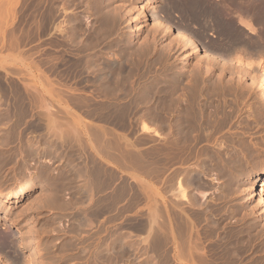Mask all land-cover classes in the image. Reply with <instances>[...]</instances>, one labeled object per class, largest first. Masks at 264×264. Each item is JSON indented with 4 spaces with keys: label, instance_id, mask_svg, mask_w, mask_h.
Returning <instances> with one entry per match:
<instances>
[{
    "label": "rangeland",
    "instance_id": "obj_1",
    "mask_svg": "<svg viewBox=\"0 0 264 264\" xmlns=\"http://www.w3.org/2000/svg\"><path fill=\"white\" fill-rule=\"evenodd\" d=\"M39 1H41V0H0V58L1 59H3L4 58V60H7V58L8 57H12V56H15V54H17V53H19V52H21L20 54V57L22 56V58H25L24 59V63H22V66H17L18 67V69L17 70H19V71H22L23 73L21 74V72H19V73H17V72H14V73H12L14 70H16V69H14V68H17V67H13V66H9V65H5V67L6 66H9V67H12V68H9V67H6L7 68V71L8 72H6L5 71V69L6 68H4V69H2L3 67H2V65H0V74H4L3 76H5L6 74H8V76L6 75L5 76V78H8L9 79V81H11L10 79H13V80H16L15 79V76L17 75L18 76V74H19V76L18 77H21L20 75H22V77H23V79L25 80V79H27L26 81H25V83H27V81L29 82H34V75L35 76H40V73L36 70L37 69V67H39L40 69H41V63H43L44 61H46V62H44L43 63V65H45V67H47L48 65H50V67H51V64L53 63V67H52V70L51 69H49V66H48V68H46L45 69V67H43V65H42V68L43 69H41V70H43V71H48L47 73H46V71H45V73H46V75L47 74H50V76L51 77H53V75H54V77L56 78H53V79H50V76L49 75H47V77H48V79L52 82V84H54V83H56V84H54V86L52 87V91L53 90H55V87H56V85H57V87L59 86V85H61V87L63 86V83L65 84V86H63L62 88L60 87V89H58L57 87V89L59 90H57V92L59 93V95H57L56 94V92L54 91L53 93H54V98H53V96L51 95H47V94H45V93H43V95H42V97H43V99H42V97H41V100H39V102L41 103V104H43L44 102H47V101H49V102H47V103H50V101H51V103L49 104V105H51L52 107H53V109L55 108L56 110H57V113H56V115H58L60 112L63 114H61L60 113V117H62L61 119L63 120L64 118L66 119V122H67V118H68V123L66 124V122L63 120V122H65V123H61L60 121H62V120H60V117H57V119L59 120V122L64 126L65 124V129H68V127H69V129L71 130V129H76L77 128V126L76 125H78L79 123L77 122V121H74V120H72V118L73 119H75V118H77V117H79V120H80V122L84 125V123H85V125H86V123L87 122H89V126H90V124H91V127H92V124H93V127H95L96 129H94V132H96V130H97V128L99 127L98 125H103V127H104V129H106V133L108 134L109 132H111L110 134H108V136H107V134H106V138H105V136L103 137V143H102V146H103V148H102V146H100V141L98 140V138H96L95 136H97V133H94V132H92V130H93V127L91 128V130L89 129V132L92 134V137H89V136H91V134L89 133H87L86 134V130L88 131V129L87 128H89L87 125H86V127H85V125H84V127H83V129H81L82 127L81 126H79L78 125V128L79 129H76V130H82V132L84 133H82L81 134V130L79 131V132H76V134L77 133H80V134H77L79 137H83L82 139H80L79 137H77V135H76V137H72V136H65L64 137V141H65V139L68 141H66V142H64L63 143V141H59L58 142V140L60 139V136H58V139H57V137H55V135H56V133L54 132V133H52V134H49V133H51V132H48L47 130V117H45L46 115H45V112H44V110L42 109V108H40V109H38L37 111L39 112L38 114H39V116L37 115V119H36V121H35V124H37L36 125V129L34 128V122H33V124L30 122V121H32V120H30V118H28L27 119V123H29V125H27L26 124V128H25V131H27V132H24V136L22 137V139L24 138V137H26V138H24L23 140H24V142H25V140H26V142L27 143H31V142H33L34 140H36L39 144H38V156H37V158H36V161H37V163L36 164H30L31 162H32V157L30 156H26L27 157V159H26V161H27V165H28V172H26V174H25V176H24V179L25 180H22V182H23V188H22V191H24V192H26V190L27 189H30L31 190V194H29V196H27V197H25V198H23L22 197V194H20L19 192H17V196L16 195H14V197H12V196H9L8 197V195H9V193L11 192V190L14 188V187H16V185L18 184L17 183V181H19L18 179V177H17V175H16V170H17V168L15 167V164H14V162H11V164H10V162H6L5 163V160H6V157L8 158V156H11V155H13L12 153H14V155H19V151L17 150V149H19V145L20 144H18L19 142H17V141H14V140H12L11 138H10V134H7V126H5L6 124H5V120H0V122L1 121H3V124L2 123H0V196H1V198H2V202L0 201V243L3 245L4 244V242H7L6 240H9L10 241V246H6V247H4V245L3 246H1L0 247V249L2 250H0V252L1 253H3V258H4V260L7 262V264H16L17 262H19V264H20V262L22 263V264H36L37 263V261H39L41 258V260H42V264H53V261H54V264H57V262L55 263V256H59V253H64L65 255H66V259L67 260H65V264H74V263H76V264H89L90 263V261H92L93 259H92V255L94 254V253H97L99 250H101V249H103V248H106L108 251H110L109 253H111L112 255H115L116 256V264L118 263V264H135L136 263V259L138 258L139 260L140 259H143L144 257H145V255L146 254H151L152 255V252H148V253H144L143 252V249L147 246V244H144L143 245V243L144 242H140V241H142L144 238H142L143 236L145 237L146 236V230L145 229H142L141 228V224L142 223H140V222H143V223H146V221H147V216H148V198H147V195H146V193H144L145 191L143 190V188L140 186V183H138V181H137V179L135 180L133 177H135V175H137V176H140V178L141 177H143L142 179L145 181V179H146V182H150V183H153L155 186L157 185V187H159V189H160V191H161V193L162 194H165L164 196L166 197V198H164V200L163 201H161L160 199H159V201H161V203H160V205H164V207H162V209H161V216H164V218H163V220L164 221H170L169 219H172L171 221H175L174 223H176V221H178V215H177V213H175L176 211H175V209H172L171 210V207H172V203L173 202H170V201H172V199H171V195L170 194H168L169 192H168V189H167V183H168V173H169V169H171V168H176V167H178V166H182V171L183 170H185V169H192L193 167L195 168L196 166H195V164H196V161H193V160H184V161H182L181 163H180V161H177V162H173L172 164L170 163L169 164V162H168V164H166L167 163V160H166V156L165 155H163L164 153L161 151H159L160 153L158 154V156H157V158H158V171L157 172H155L156 170L154 169V167H153V162L152 161H154V159H155V155H154V149L155 148H159L160 149V147H163V145H165V140L163 139H158V140H153V138H151L150 137V139H148L149 138V135H148V138H147V134L146 133H141L140 131H138L139 130V127H136V126H138V122L136 121L135 122V120L133 119L132 120V118H133V116L130 118L129 117V115H128V110H129V108L127 109V107H132L131 109H135L136 111V113H135V115L134 116H136V115H138V114H140V113H138V112H143V109H144V112L146 111V113H142V114H144L145 116V118H146V120H148V121H150V119H151V116H150V114H151V112H152V110H151V108H154V106H156L157 104V108H158V110H159V112L161 113H163V111H165L166 109H167V107H166V105L167 104H169V102H170V100L168 101L167 99H169L170 98V95H169V92H167V90L168 91H171L170 92V94H171V97H172V95L174 94V96L173 97H175L176 96V93L178 92L179 93V90H177V89H179L178 88V86H180V87H182V89H183V87H185L184 86V82L185 81H183V80H181V76H184L183 74H184V71H183V69L180 67L181 65H179L180 64V58L182 57V55H183V53H184V49H185V47L183 46V45H181V44H179V42L177 43V41L175 42L174 41V39H173V37L172 36H174V33L173 32H170V33H168L167 35H166V33H164L165 34V36L166 37H164V34L162 33V32H160V33H162V36H161V34L158 32V31H156V33H153V31L151 32V34H149L150 33V29L151 30H154V27L153 26H151L152 24H153V20H151L150 18V20H141L140 21V19H138L137 18V13H135V12H137L135 9L138 7V9H139V7H140V9L141 10H143V8H144V6L146 5V4H148L149 2H148V0H108L107 2H106V15L104 14V16H103V19H102V22L104 23V24H102V22H98L96 19H94L96 16H94L93 17V15H96L95 13L94 14H92L93 12H95V9H92L91 7H92V4L94 3L93 2V0H78L79 1V3L77 2V0H59V2H58V0H57V2L56 3H54V5H55V7L56 8H58V10H57V14H55L56 16H55V20H54V16L51 14H48L47 13V17H48V15H49V17L48 18H50L51 16H52V18H50L49 20H51L52 22V25H50V21L48 20V25L49 26H51L50 28L52 29V30H50V28H48L46 25H45V22H44V19H45V11L47 10L48 11V7H46L47 9H45L44 7L48 4H46V2H47V0H44V1H46L45 3L43 2V6H40L39 4H40V2ZM62 1V2H61ZM68 3H67V2ZM71 1V2H70ZM76 1V2H75ZM81 1H83L82 2V4H81ZM159 1H161V2H158L157 3V9L159 8H161V5H162V2H163V4L165 3V0H159ZM65 2L67 3V4H65ZM90 2H92V4L90 3ZM30 3V4H29ZM38 4V6H36L37 4ZM59 3V4H58ZM71 3H73V4H75L76 6H77V4H78V6L76 7L75 5H71ZM86 3V4H85ZM88 3V4H87ZM109 3H111V4H109ZM57 4V5H56ZM63 4V5H62ZM71 5V8L72 9H74V10H72L69 6ZM59 5V6H58ZM87 5V6H86ZM90 5H91V7H90ZM109 5V6H108ZM113 5V6H112ZM125 5V6H124ZM159 5V6H158ZM58 6V7H57ZM65 6V8H63ZM66 6H68V7H66ZM80 6V7H79ZM135 7V8H133V10H132V7ZM137 6V7H136ZM38 7H40V8H38ZM43 7V8H42ZM84 7L86 8V9H84ZM109 7V9L110 10H112L113 9V11H114V13L112 12V11H110V10H108L107 8ZM111 7V8H110ZM113 7V8H112ZM114 7H116L115 9H114ZM117 7H118V9H117ZM123 7V8H122ZM62 8V9H61ZM78 8V9H77ZM119 8H120V10L121 11H123V12H121L120 10H119ZM122 8V9H121ZM130 8V9H129ZM39 11H38V10ZM41 9V10H40ZM76 9H77V12H76ZM116 9H117V11H116ZM125 10V12H124V10ZM127 9L128 10H130L129 11V15L127 14ZM137 9V10H138ZM139 9V10H140ZM158 9V10H159ZM45 10V11H44ZM62 10L63 11H66L65 13H63L62 12ZM69 10V11H68ZM71 10V11H70ZM85 10V11H84ZM88 10L90 11V12H88ZM92 10V11H91ZM94 10V11H93ZM135 10V11H134ZM42 11V12H41ZM46 11V12H47ZM132 11V12H131ZM161 11H162V9H161ZM44 12V13H43ZM88 12V13H87ZM107 12H109V13H107ZM116 12V13H115ZM39 13V14H38ZM41 13H43L42 15L43 16H41ZM75 13H76V15H75ZM110 13H111V15H110ZM115 14V15H113V14ZM121 13H122V15H121ZM123 13H125V15L123 14ZM176 12L174 11L173 13H172V17L175 19H177L178 18V16L176 17H174V15L173 14H175ZM64 14V15H63ZM69 14V15H68ZM82 16V18H80V16ZM92 14V16H90ZM107 14H109L110 15V17H109V19H111V17H112V15L116 18H118L119 16V18H118V21L117 20H115V18L114 17H112V20H109L108 19V16H107ZM118 14H120L119 16H118ZM89 17H88V16ZM124 15V16H123ZM127 15V16H126ZM176 15V14H175ZM43 18V21H41V17ZM66 16H67V18H66ZM68 16H70L71 18H76L77 20H79L80 21V19H81V22L79 23V25H76L74 28H70V26H69V24H68V21L66 20V19H68ZM76 16V17H75ZM121 16H122V20L121 21H119L120 20V18H121ZM131 17L133 20H131L132 21V23H133V25L135 26L136 25V28L138 29H136L137 30V32H138V36H137V39H136V43L134 44V49H132V50H134V51H130V52H126V53H129L128 54V56L126 57L125 55H127L126 53L124 54V56H123V58L121 57V60L119 59V58H117V57H106L105 59H96L95 58V56H92L91 54H90V51H89V54L87 55V57H86V60H85V57H83L84 59H82V61H81V57L79 56V55H77V52H75V50H72L73 48H71V50H70V48L69 47H65V46H63V45H60L59 43L57 44V43H54V44H52L51 42L52 41H55V40H61V39H68V35L69 36H71V32H79L80 34H81V36H82V32L83 31H86V33L85 34H87V33H90V35H95V34H97V33H100V37L101 36H103V35H105V38L103 39V41H102V43L100 44V45H102V44H104V46H106L105 47V49L103 50L104 51V55L107 53L108 55H109V52L111 53L112 51H114L115 53H117L118 52V47H117V42H119L120 40H121V38H122V40L121 41H125V38L127 39L128 38V34H126V32H127V29H128V25H127V22L131 19V18H129V17ZM79 19H78V18ZM93 17V18H92ZM104 17H106V18H104ZM127 17H128V21H126L127 20ZM171 16H169V17H166V21L168 22V23H171V22H173V21H171V19H168V18H170ZM64 18V19H63ZM114 18V19H113ZM116 18V19H117ZM172 18V19H173ZM84 19H85V21H84ZM106 19H107V21L109 20V22H113L112 23V25H110V23H108L107 21H106ZM123 19H124V21H123ZM235 19V18H234ZM234 19H232L231 20V27L232 28H236V26H237V23H236V25H235V20ZM66 20V21H65ZM82 20H83V22H84V24L82 25L81 23H83L82 22ZM116 21V23H115V21ZM54 21V22H53ZM65 21V22H64ZM104 21H106V22H104ZM123 21V22H122ZM148 21V22H147ZM170 21V22H169ZM42 22V25H44V26H42V25H40L39 23H41ZM86 22V23H85ZM233 22V23H232ZM257 22V21H256ZM255 21H254V25H255V27H257L258 26V28H256V34H255V36H256V38H254V40H252L253 38L252 37H254V35L253 34H250L247 30H245V29H243V27H241L240 25H238L237 26V28L235 29L236 31H234V29H233V31L234 32H237V36H239L238 38L239 39H241V38H243L244 37V39H245V41H244V39L242 40H239L238 41V43L239 42H241V44L242 45H244V42H246L247 43V41H249L248 43H247V45L249 44V43H254V41L259 37V35L260 34H258L259 32L261 33V35H260V37L259 38H264V36H262V31H264V29H263V27H261V24H257ZM60 23V24H59ZM66 23H67V26H66ZM93 23V24H92ZM108 23V24H107ZM120 24V25H118V24ZM47 24V23H46ZM96 26H95V25ZM98 24V25H97ZM99 24H100V26H101V24H102V26H101V28L103 29V30H111L110 32L111 33H113L114 34V37H113V34H111V35H109L110 34V32L109 33H107V31H103L101 28H100V26H99ZM107 24V25H106ZM63 27H61V26ZM71 25V24H70ZM85 25V26H84ZM118 26V28L116 27V26ZM139 25V26H138ZM48 28H46V27ZM60 26V27H59ZM80 26L83 28L82 29V31H81V28H80ZM93 26V27H92ZM99 27V29H98V27ZM104 26H105V28L106 29H104ZM108 26V27H107ZM110 26H111V28H110ZM113 26H115V28H117V29H115V28H113ZM122 26V27H121ZM235 26V27H234ZM260 26V27H259ZM44 27V28H43ZM65 27V28H64ZM76 27H78V28H76ZM85 27L87 28V29H85ZM89 27H91L90 29H88ZM152 27H153V29H152ZM45 30H48L47 31V33L43 30V29ZM57 28H59V30L57 29ZM62 28V29H61ZM70 28V29H69ZM94 28H95V33H92L93 32V30H94ZM114 30H113V29ZM72 29H73V31H72ZM120 29V30H119ZM123 29V30H122ZM140 29V30H139ZM258 29V30H257ZM261 29V30H260ZM41 30H43V31H41ZM62 30V32H60ZM64 30V31H63ZM69 30H70V32H69ZM79 30V31H78ZM87 30H88V32H87ZM99 30H100V32H99ZM238 30H240L239 31V33H238ZM52 31V32H51ZM61 33V34H58L57 35V33H59V32ZM67 31V32H66ZM116 31H117V33H116ZM125 31V32H124ZM149 31V32H148ZM217 31V32H216ZM43 32H45V33H43ZM49 32H50V34H49ZM55 32H57V33H55ZM69 32V33H68ZM102 32V33H101ZM103 32H105V33H107L109 36H106L107 34H103ZM121 32H122V34H121ZM210 32V31H209ZM216 32V35L215 36H218V38H219V41H220V38H222V37H224V38H226V39H224V38H222V39H224L225 40V42L223 43V40H221V44H224L223 46H225L226 45V47H231L230 45H232V47L235 45V47L236 46H240L241 44L239 43H237V42H235L234 43V45L233 44H227V43H229V40H228V42H227V39H229V38H227L228 36H224L223 35V33H221V31H218V30H215L214 29V31H213V33H215ZM44 35H43V34ZM66 33V34H65ZM68 33V34H67ZM92 33V34H91ZM128 33V32H127ZM147 33V34H146ZM153 33V34H152ZM208 33V32H207ZM218 33H221L222 34V36H221V34H218ZM242 34V36L243 37H241L240 35ZM47 34H49V36H47ZM55 34V35H54ZM79 34V35H80ZM117 36H116V35ZM119 34V35H118ZM127 35V37L125 36V35ZM155 34V35H154ZM169 34H170V36H169ZM240 34V35H239ZM263 34H264V32H263ZM47 36V39H46V36ZM51 35H54V36H52L51 37ZM64 35H66V38H65V36ZM144 35H146V36H144ZM152 37H151V36ZM157 35H158V38H157ZM172 35V36H171ZM207 35V34H206ZM205 35V36H206ZM220 35V36H219ZM247 36V38H249L248 40H247V38H246V36ZM58 36H60V37H62V38H60V37H58ZM64 36V37H63ZM119 36V37H118ZM151 37V39L150 38H148V37ZM208 36V37H207ZM206 37H204V38H206V40L205 39H203V40H201V38H199L198 40L202 43V44H204V45H206V46H209L210 47V45H211V43H213V41H215V38H216V40L218 39L217 37H215V38H213L212 37V35H207ZM59 39H58V38ZM80 37V36H79ZM109 37V38H108ZM121 37V38H120ZM124 37V38H123ZM142 37H145V39H147L146 41H149V39H150V43H151V41L152 40H154V42L153 43H151V45H152V48H150V50L149 51H144V49L146 48L145 46H143V45H140V43H142V41H145V40H143V38ZM154 37V38H153ZM172 37V39H170ZM194 37H196V36H194ZM250 37H251V39H250ZM55 39V40H53V39ZM102 38V37H101ZM109 40H108V39ZM167 38V39H166ZM45 39V40H44ZM88 39H90V36H89V38ZM108 40V41H106V40ZM111 39H112V41H111ZM161 41H160V40ZM168 39H170V44H171V41H172V46H171V51L170 50H167V49H164L165 48V46H166V43L165 42H167L168 41ZM208 39V40H207ZM213 39V40H212ZM51 42H50V41ZM118 40V41H117ZM210 40V41H209ZM247 40V41H246ZM264 40V39H263ZM42 41H43V43H42ZM46 43H45V42ZM110 41V43L108 44V42ZM115 41V42H114ZM202 41H204V42H202ZM242 41H244V42H242ZM50 44H49V43ZM208 42H211V43H209L208 44ZM227 42V43H226ZM48 43V44H47ZM116 43V44H115ZM165 43V45H163V44ZM168 43V42H167ZM178 45H177V44ZM205 43H207V44H205ZM245 43V44H246ZM46 44H47V46L49 47V49L51 48V47H53V48H55V49H50V54H49V49L48 48H44V47H47L46 46ZM108 44V45H107ZM114 44V45H113ZM138 44V46L140 45L141 47H138V46H135V45H137ZM174 44H176L175 46L177 47L178 46V48H176L175 46H174ZM52 45V46H51ZM55 45H60L59 47L58 46H55ZM98 46V47H101V46ZM115 45H116V47H115ZM154 45V46H153ZM163 46V47H161V46ZM168 45V44H167ZM182 47H181V46ZM228 45V46H227ZM14 46V47H13ZM110 46V47H109ZM13 47V48H12ZM43 47V48H42ZM57 47V48H56ZM110 48V50H109V48ZM157 47H160V48H157ZM180 47V48H179ZM184 47V48H183ZM209 47H207V48H209ZM67 48H69L68 50H67ZM90 49L89 50H91V51H93L92 50V48L91 47H89ZM113 48V49H112ZM138 48L140 49H142V50H140L142 53H140V51L138 50ZM183 48V49H182ZM41 49H43V50H41ZM60 49V50H59ZM209 49H213V48H209ZM57 50V51H56ZM64 51V50H67V52L66 51H64V52H60V51ZM107 50L109 51V52H107ZM167 51V52H165V51ZM181 50V51H180ZM214 50V49H213ZM236 50V51H235ZM46 51H47V53L48 54H46ZM73 51H74V54H72V56H70L71 55V53H73ZM171 53H170V52ZM231 51H233V52H231ZM230 52H231V54L229 55V56H222V55H220V57L221 58H226V60H227V57H228V59H230V60H227V62L228 61H230V63H232L231 64V68H237V66H239L238 68L239 69H243V71H247L248 69L247 68H245L246 66H244V67H242L243 65L242 64H239V63H237L236 62V59H237V53L236 52H238V50L237 49H232ZM234 51H235V53H236V55H235V53H234ZM42 52H44L43 54H41ZM52 52H56V54L55 53H52ZM57 52H58V54H57ZM67 54H66V53ZM69 52V53H68ZM114 52H112V53H114ZM133 52H136V54L135 55H137V57H135L134 55H133ZM158 52V53H157ZM174 52V53H173ZM59 53H61V55L59 54ZM64 53V54H63ZM88 53V52H87ZM132 53V54H131ZM140 54V56H139V54ZM154 53L156 54V55H154ZM170 53V54H169ZM232 53H234L233 54V56H232ZM238 53H240V52H238ZM245 52H242L241 54H242V57L244 56V57H246V55H250L251 57H249V58H251V59H249L248 58V56L245 58V61L247 60L248 61V59H249V61L248 62H253L254 61V63H253V65L258 61V62H260L261 63V65H263L264 66V52L263 53H261L260 55H262L261 57H258V56H260V55H253V54H246V55H243ZM69 54V55H68ZM76 54V55H75ZM131 54V55H130ZM141 54L142 55H144V56H141ZM159 54V55H158ZM164 54V55H163ZM167 54V55H166ZM46 55V56H45ZM53 55H54V57H53ZM67 57H66V56ZM91 55V56H90ZM162 55V56H161ZM239 55V54H238ZM57 56V57H56ZM60 56H61V59H59L60 58ZM74 56H75V58H74ZM88 56H90L91 58H94V60H92L90 57H88ZM130 56H132V57H130ZM149 56V57H148ZM159 56V57H158ZM163 56H164V58H163ZM181 56V57H180ZM236 56V57H235ZM255 56H257V57H255ZM43 58V59H41V58ZM49 57H51V58H53V59H51V58H49ZM69 57V61H68V58ZM72 57V58H71ZM78 57V59H76ZM80 57V58H79ZM129 57V58H128ZM140 57V58H139ZM148 57V58H147ZM153 57V58H152ZM161 57V59H160V61H159V58ZM6 58V59H5ZM21 58V59H22ZM48 58L52 61V63L49 61L48 63H47V61H48ZM63 58V59H62ZM64 58L66 59V60H64ZM90 58V60L93 62V63H99V65H95V64H93L90 60H88ZM127 58H128V60H127ZM142 58V59H141ZM156 58H157V60H156ZM248 58V59H247ZM0 59V63L3 61V60H1ZM40 59H41V61H40ZM58 59H59V61H58ZM71 59V60H70ZM117 59V60H116ZM123 59H126V60H124V62H123ZM141 60V61H138V60ZM146 59V60H145ZM164 59V60H163ZM233 59V60H232ZM235 59V60H234ZM43 60V61H42ZM61 60V61H60ZM105 60V61H104ZM195 60V61H194ZM232 60V61H231ZM35 61V62H34ZM58 61V62H57ZM63 61H65V62H63ZM67 61V62H66ZM72 61H74V62H72ZM77 61V62H76ZM86 61V62H85ZM89 62V64H88V62ZM101 61V62H100ZM107 61V62H106ZM112 61H115V62H112ZM122 61V62H121ZM129 62V63H127V62ZM141 62V63H145V62H149V63H152V61H153V63L156 65V67L154 66V64H152V69H151V73L150 72H148V73H146V75L145 74H143V75H141L142 74V72H140V71H136V69L134 70V65H132V64H135V62L136 63H138V62ZM155 61V62H154ZM158 61V63H156ZM163 63H162V62ZM197 60L195 59V56L193 55V57L191 58V61H190V71H192V73H195L196 72V70H198V67H197V65L195 64V63H197L196 62ZM32 62V63H31ZM72 62V63H71ZM105 62V63H104ZM127 64H126V63ZM134 62V63H133ZM159 62H160V64H159ZM166 62V63H165ZM56 63H57V65H56ZM61 65H60V64ZM67 63V64H66ZM82 63V64H81ZM84 63H86V64H88V65H86V64H84ZM100 63H101V66L103 67L104 66V64H108L109 66H110V64H112L113 65V71L114 72H112V73H114L113 75L111 74V75H109V78H111V79H113V77L112 76H114V79H116V81L115 80H113L114 82H119L126 74H127V77L125 76V78H124V80H126L127 81V83L125 84L126 86H128L129 84V87L130 86H132V87H130L131 89H127V87H125V85L123 86V88L121 89V91H120V89H119V86H116L115 84L116 83H114V82H111V83H114V85H113V87H112V89H110V88H108L107 89V86H103V87H100V86H102L103 84H99V85H97L99 82H98V80H99V78H100V75H101V73H102V75L101 76H103V74L105 73V72H107V71H104V72H102L100 69H99V67H100ZM124 63L127 65V66H125L124 65ZM132 63V64H131ZM167 64V70H164L163 68H162V66H163V64ZM176 63V64H175ZM259 63V64H260ZM2 64V63H1ZM59 64V65H58ZM70 64V65H69ZM75 65L74 67H73V65ZM90 64H92V66L90 65ZM116 66H115V65ZM119 66H118V65ZM122 66H121V65ZM130 64V65H129ZM161 64H162V66H161ZM170 64V66L172 65V67H171V69H170V67H168V65ZM36 65H37V67H36ZM47 65V66H46ZM77 65H78V68H76L77 67ZM86 67H85V66ZM94 65H95V67L97 66L98 68H95L94 67ZM124 65V66H123ZM131 67V66H133V67H131V68H128L129 66ZM159 65V66H158ZM240 65H242L241 66V68H240ZM59 66H60V69H59ZM62 66H63V70H64V72H63V70H61L62 69ZM83 66V67H82ZM91 68H90V67ZM106 66V65H105ZM105 66L103 67V69L105 68ZM116 68H115V67ZM120 68V70H119V68ZM158 66V67H157ZM234 66V67H233ZM54 67H55V70H54ZM56 67H57V69H56ZM68 67V68H67ZM69 67H70V69H69ZM72 67V68H71ZM80 67H82V68H80ZM123 67V68H122ZM125 67V68H124ZM161 69H160V68ZM194 67H195V69H194ZM256 67V66H255ZM22 68V69H21ZM64 68H66V69H64ZM76 69V70H74V69ZM87 68L88 69H92V72L90 71V70H88L87 71ZM118 68V74H119V72L120 71H122L121 72V74H123L124 76H122L121 75V77H120V79H119V76L116 74V77H115V73H117V69ZM127 68V69H126ZM231 68H230V71L228 70H226V71H223L222 73H221V71L220 70H218V69H212V70H210L209 69V73H207V75H206V67L204 66V67H202L201 68V75L203 74H205V76H206V88H208V86H209V84L207 85V83H209L210 81H213L214 80V82H210V83H213V85H214V87H213V85H212V87H211V85L209 86L210 87V89H206V92H207V90H211V93H210V91H208L207 93L209 94H212V99H211V96H210V94H209V96H210V99L211 100H213V103H214V105L215 104H218L219 103V105H221V107H222V104H223V107L225 108V109H227L226 111H228V110H232V108L233 109H235V110H233V112H234V114H232V116L233 117H231L230 119H229V121H228V124H224V125H219L218 127H216V128H218L219 129V133H218V129H215V131L213 132V134L211 133L210 135H209V137L207 138V140H205V142H203V143H206L208 146H209V148H213V149H215V146L217 147V149H220V151H223L226 155L225 156H227L228 155V152H229V155L227 156V157H229L230 156V160L231 161H233L234 159H235V161H233L234 163H237V161L239 160H241V154L242 153H244V151L246 152V150L248 149V151L246 152V157L242 160V161H240V165L239 166H237L238 167V170H236V169H233V168H231L232 170H230V171H232V172H229V176H226V177H221L219 174H218V172L216 173L212 168L210 169L209 168V170H208V168H204V170H203V168L201 169V170H199L200 168H198V171L200 172V181H199V183H197V184H190V183H188V184H190V185H187V188H190V189H188L189 191H193V189H195V191L196 192H194V194L195 195H199V194H201V195H199V197H197V199H198V201L196 202L195 201V199H193V198H191V200L190 201H188V203H186V201H183V203L182 202H180V203H182L181 205H179V207L180 208H183L182 210H184L185 208V211H180L179 209H178V211H179V214L182 216L183 214H184V216H186L185 217V220H184V217H182L183 219V221H185V223H190L189 225H191L192 226V228H191V226H189L188 224H187V226H188V228L190 227V230L188 229V231H186V234H187V236H189V238H190V236L191 237H193V238H190V241H192L191 239H193V241L192 242H196V244L197 245H199L198 246V250L200 251H197V253L199 254H202V258L201 257H199L200 256V254H199V256H198V254H196L198 257H196V258H194L196 255H195V253L193 254L192 252V254L189 252L188 253V255H187V259L185 260V261H188L190 258V256L191 255H193V256H191V261H188V262H185V264H188L189 262H190V264L192 263V264H195V263H197V261H198V259L199 258H201V259H199V262L197 263V264H199L200 263V260H201V263L200 264H202V263H206V264H211L212 263V261H214L212 264H264V209H262V208H260V207H257V206H255V202L253 201V200H251L250 201V198H249V194L252 192V190L254 189V187L256 186V185H259V184H261V183H264V179H258L257 181H255V179H254V176L255 175H257V174H259V176L262 174V173H264V99H261L260 98V96H259V91H258V89H256V88H254V87H252V86H250V85H248V82L246 81V79H244L245 77H242L241 79L240 78H238L237 77V75H235V72H234V70L232 69L231 70ZM236 69V70H239V69ZM45 69V70H44ZM69 69V70H68ZM85 69H86V71H85ZM97 69V70H96ZM98 69L100 70L98 73H96L97 71H98ZM154 69V70H153ZM160 69V70H159ZM182 69V70H181ZM247 69V70H246ZM256 69L258 70V68L256 67ZM13 70V71H12ZM16 70V71H17ZM61 71V72H58V71ZM67 70V71H66ZM72 70H74V71H72ZM80 70V71H79ZM83 70V72L84 73H86V74H84V76H83V72H81ZM95 72H94V71ZM115 70H116V72H115ZM127 70V72H124V71H126ZM153 70V71H152ZM161 70H162V72H161ZM169 70H170V72H169ZM203 70V71H202ZM204 70H205V72H204ZM6 73H4V72ZM54 71V72H53ZM68 71H70V72H68ZM79 71V72H78ZM155 71V72H154ZM160 71V72H159ZM172 71V72H171ZM175 71H176V73H178V74H175ZM220 71V72H219ZM233 73H232V72ZM248 71H250V69L248 70ZM9 72H11L13 75H10V73ZM74 72V73H73ZM78 72V73H77ZM91 72V73H90ZM159 72V73H158ZM186 72V71H185ZM16 73V74H15ZM77 75H76V74ZM79 73H82L81 75H79ZM88 73H90V74H88ZM94 73V74H93ZM125 73V74H124ZM161 73H163V74H161ZM167 74L166 76H165V74ZM171 73H172V75H171ZM221 73V74H220ZM223 73H225V74H223ZM232 73V74H231ZM62 74V75H61ZM64 74V75H63ZM72 74V75H71ZM95 74H97L96 76H95ZM148 74V75H147ZM168 74H169V77H170V75H171V77H173V76H175V75H177L178 77H179V81L175 84V85H171V87H168V86H170V84L169 83H164L163 81L167 78V80H170L171 79V77L170 78H168ZM213 74V75H212ZM220 74V75H219ZM32 75V76H31ZM74 75V76H73ZM90 75H92L91 77H89ZM120 75V74H119ZM129 75V76H128ZM142 77H141V76ZM146 77H145V76ZM202 75V76H203ZM16 76V77H17ZM27 76V77H26ZM41 76L43 77V75L41 74ZM63 78H62V77ZM78 76H80V77H78ZM83 78H82V77ZM99 76V77H98ZM104 76H106L105 74H104ZM135 76V77H134ZM152 76V77H151ZM158 76V77H157ZM163 76V77H162ZM204 76V77H205ZM213 76V77H212ZM219 76V77H218ZM235 76V77H234ZM26 77V78H25ZM29 77H33V80L31 79V78H29ZM42 77H39L43 82H45V83H47L48 84V82H47V80L45 79L44 80V78H42ZM61 77V78H60ZM75 77H76V80H75ZM86 77H87V79L89 80H87L86 79ZM93 77H98V80L97 79H95V78H93ZM118 77V78H117ZM131 77V78H130ZM141 77V78H140ZM148 77V78H147ZM155 77V78H154ZM161 77V78H160ZM165 77V78H164ZM210 77V78H209ZM220 77H222V78H220ZM38 78V79H39ZM58 78V79H57ZM90 78V79H89ZM107 78V77H106ZM131 80H130V79ZM134 78V79H133ZM142 78H144V79H142ZM149 78H150V80H149ZM151 78H153L152 80H151ZM157 78V79H156ZM207 78H208V80H207ZM220 78V79H219ZM233 78V79H232ZM79 79H80V81H81V79H82V81H81V83H80V81H79ZM142 79V80H141ZM212 79V80H211ZM12 80V81H13ZM40 80V81H41ZM54 80V81H53ZM55 80H57V82H58V84H57V82L55 81ZM62 80V81H61ZM86 80V81H85ZM97 80V81H96ZM131 82H130V81ZM132 80H133V82H132ZM136 80L138 81V83L136 82ZM140 80V81H139ZM160 80V81H159ZM163 80V81H162ZM235 80V81H234ZM94 81V83H91V82H93ZM142 81H144V82H142ZM222 81V82H221ZM233 81V82H232ZM8 81H6L5 82V84L6 85H8V83H7ZM61 82V83H60ZM155 82V83H154ZM159 82V83H158ZM163 82V83H162ZM60 83V84H59ZM84 83V84H83ZM94 84V85H91V84ZM137 83V84H136ZM145 83H148V85H145ZM158 83V84H157ZM216 85H215V84ZM224 83V84H223ZM24 84V83H23ZM22 84V85H23ZM87 84V85H86ZM92 86V88H91V86ZM136 84V86L135 87H133L134 85ZM139 84H141V85H139ZM152 84V85H151ZM154 84V85H153ZM165 84V85H164ZM95 85H97L98 87H96ZM151 85V86H150ZM161 86V88L159 87V86ZM218 85V86H217ZM231 85V86H230ZM10 86V85H9ZM116 86V87H115ZM145 86H146V88H145ZM150 86V87H149ZM24 87V86H23ZM65 87V88H64ZM69 87H71V88H69ZM110 87V86H109ZM117 87H118V91L116 90L117 89ZM156 87V88H155ZM164 87V88H163ZM176 89H175V88ZM40 88H41V86H40ZM68 88V89H67ZM76 91V93L73 91V89ZM78 90H77V89ZM94 88V89H93ZM98 88V89H97ZM103 89V88H106L105 89V91H104V89L100 92V91H98L99 89ZM136 89V91H135V89ZM153 88V90H155L154 92H159V90H160V95H161V93H162V95L161 96H154L155 97V99H154V97H152V95H151V92L153 93V91L151 90ZM155 88V89H154ZM167 88H170V89H167ZM171 88H172V90H171ZM173 88L176 90V91H174L173 90ZM212 88H215V89H213V91L214 90H216V91H212ZM63 91H62V90ZM70 89V90H69ZM72 89V90H71ZM89 89V90H88ZM90 89H91V92H90V94H89V91H90ZM116 91H115V90ZM124 89H127V91H126V93L124 94V92H125V90ZM138 89V90H137ZM143 89H146L145 91L148 93H146V94H143ZM159 89V90H158ZM161 89H164L163 91H161ZM182 89H180V90H182ZM65 90H67V91H65ZM93 90V91H92ZM110 90L111 91H114V94L111 92V96L112 97H114V98H116V99H112V97L110 98ZM124 90V91H123ZM148 90V91H147ZM166 90V91H165ZM205 90V89H204ZM220 90V91H219ZM62 91V92H61ZM74 93H73V92ZM77 91H80V93L79 94H77L78 92ZM82 91V92H81ZM98 91V92H97ZM131 91H132V93H131ZM133 91L135 92V94L136 93H138V94H133ZM151 91V92H150ZM165 91V92H164ZM174 91V92H173ZM219 91V92H218ZM224 91V92H223ZM65 92H67V94L65 93ZM69 92V93H68ZM95 92V93H94ZM100 92V93H99ZM104 92V93H103ZM176 92V93H175ZM180 92H182V91H180ZM217 92H218V95H216L217 94ZM222 94H221V93ZM64 93V94H63ZM72 93V94H71ZM82 93H85L84 95L82 94ZM99 93V94H98ZM103 93V94H102ZM124 94V95H122L121 97L119 96V95H115V94ZM128 93H131V94H129L128 96H127V94ZM141 93H142V95H141ZM165 93V94H164ZM215 95H214V94ZM82 94V95H81ZM87 94V95H86ZM89 94V95H88ZM95 94L97 95L96 97L98 98V99H96V97H94L95 96ZM104 94H106V96H107V99H106V96L104 95ZM164 94V95H163ZM220 94V95H219ZM60 95L62 96V97H60ZM63 95L65 96V98H63ZM73 95V96H72ZM77 95H80V96H77ZM86 95V96H85ZM91 95V96H90ZM93 95V96H92ZM99 95H102V96H99ZM116 97H115V96ZM126 95V96H125ZM132 95V96H131ZM135 95V96H134ZM138 95V96H137ZM140 95H141V97H140ZM143 95H144V97H146V99H148L147 101H148V104L146 105V103H147V101H146V99L143 97ZM146 95V96H145ZM149 95V97H147ZM169 96V97H167V96ZM224 95V96H223ZM228 97H227V96ZM58 96H59V98H61V99H59V100H64V101H58ZM103 96H105V98L103 97ZM134 96V97H133ZM137 96V97H136ZM213 96H215V97H213ZM217 96V97H216ZM52 97V98H51ZM55 97H56V99H55ZM74 97H78V99L80 98V99H82L83 97L85 98V100H83L82 99V102H81V100H79V102H80V104H79V102L77 101V98H74ZM88 97V98H87ZM90 97H92V98H90ZM108 97H109V99H108ZM118 97V98H117ZM126 97H128L129 98V100H128V98H126ZM136 97V98H135ZM157 97V98H156ZM159 97V98H158ZM166 97H167V99H166ZM224 97V98H223ZM88 100H87V99ZM96 100H95V99ZM102 98H104V99H102ZM120 98V99H119ZM122 98V99H121ZM126 98V99H125ZM138 98H141V99H138ZM142 98H143V100H142ZM150 98H153V99H150ZM214 98V99H213ZM216 98V99H215ZM219 98V99H218ZM221 98V99H220ZM226 98V99H225ZM89 99H90V101H89ZM93 99V100H92ZM99 99H100V101H99ZM102 99V100H101ZM107 101H106V100ZM111 99V100H110ZM118 99V100H117ZM135 101H134V100ZM137 99L139 100V101H137ZM157 99H159L158 100V103H157ZM161 99H162V101H161ZM209 99V100H210ZM228 99V100H227ZM231 99V100H230ZM44 102H43V101ZM55 100V101H54ZM56 100H57V102H56ZM70 100V101H69ZM76 102H75V101ZM87 100V101H86ZM101 102V104L102 105H100L99 104V102ZM110 102H109V101ZM114 100H116V101H114ZM122 100H123V102H122ZM125 100V101H124ZM144 101L145 102V105L146 106H144V102H142V101ZM150 100H152V101H150ZM164 100V101H163ZM165 100H167L168 101V103H164V102H167V101H165ZM219 100V102H217ZM224 100H226V101H224ZM69 101V102H68ZM86 101V102H85ZM105 101V102H104ZM111 101H114V103H116V106L114 105V103L113 102H111ZM118 101V102H117ZM150 101V102H149ZM161 101V102H160ZM224 101V102H223ZM229 101H231V102H229ZM234 103H233V102ZM39 102H37V105H39L40 103ZM59 102V103H58ZM66 102H68V103H66ZM78 102V103H77ZM87 102H88V104H87ZM95 102V103H94ZM124 102H126V104H124ZM129 104H128V103ZM133 102V103H132ZM139 102V103H138ZM83 105H82V104ZM90 103V104H89ZM105 103V104H104ZM111 103V104H110ZM113 103V104H112ZM119 103L120 104H122L123 103V105H121V107L123 106V108H121L120 107V105H119ZM136 103H138L139 105H140V103H142L140 106H141V108L139 107V106H137L138 104H135ZM161 103V104H160ZM162 103H164V105L162 104ZM225 103V104H224ZM233 103V105H231V104ZM40 104V105H41ZM69 104V105H68ZM94 104V105H93ZM111 106H110V105ZM117 104L119 105V106H117ZM133 104L135 105V106H137V107H134L133 108ZM39 105V106H40ZM45 104H43L42 106H44ZM64 106V108L65 109H67V111L69 110L70 112H71V110H72V113H70L69 111L68 112H65L66 110L63 108V106ZM66 105V106H65ZM89 105V106H88ZM105 105V106H104ZM107 105L108 106H110V107H107ZM126 105H128V106H126ZM132 105V106H131ZM154 105V106H153ZM159 105H163L164 106V108H162V107H160L159 108ZM227 105H229L230 106V109H228V108H226V107H228ZM41 106V107H42ZM98 106V107H97ZM100 106V107H99ZM114 106L116 107V108H118L117 110H115L116 108H114ZM168 106V105H167ZM89 107V108H88ZM126 107V108H125ZM139 107V108H138ZM142 107H143V109H142ZM148 107V108H147ZM232 107V108H231ZM63 108V109H62ZM106 108V109H105ZM109 108V109H108ZM110 108H111V111L113 112L114 111V113H111V111H109L110 110ZM124 108H125V110H124ZM163 110H162V109ZM105 109V110H104ZM148 109H150L149 111H148ZM161 109V110H160ZM165 109V110H164ZM55 110V111H56ZM127 110V111H126ZM140 110V111H139ZM58 111H59V113H58ZM63 111V112H62ZM99 111V112H98ZM120 112V113H118V112ZM106 112V113H105ZM107 112H109V114L107 113ZM124 112V113H123ZM232 112V113H233ZM65 113H66V115H68L69 116V114L68 113H70V114H73L72 115V118L70 119L71 120V122H69L70 120H69V117H71V115L68 117L67 116V118H66V115H65ZM115 113H117V116H116V119H115V117H113V116H110V114L111 115H114L115 116ZM122 113V114H121ZM126 113V114H125ZM147 113H149V115L147 114ZM107 114V115H106ZM125 114V116H124V118H123V115ZM76 115H78V116H76ZM80 115V116H79ZM121 115H122V117H121ZM148 115V116H147ZM65 116V117H64ZM73 116H76L75 118L73 117ZM81 116H82V118H81ZM108 116V117H107ZM147 116V117H146ZM42 117V118H41ZM118 117L120 118L121 117V119H118ZM104 118V119H103ZM108 118H110L109 120H108ZM123 118V119H122ZM46 119V120H45ZM103 119V120H102ZM114 119V120H113ZM127 119H129L128 121H129V124H130V126H129V124H128V122H127ZM76 120H78V118L76 119ZM121 120H122V122H121ZM85 121V122H84ZM117 121V122H116ZM120 121V122H119ZM124 121V122H123ZM130 121H131V123H130ZM37 122V123H36ZM46 122V123H45ZM72 122H77V123H72ZM108 122V123H107ZM114 122L116 123V124H114ZM134 122V123H133ZM71 125H70V124ZM111 123V124H110ZM136 123V124H135ZM31 124L33 125L32 127H31ZM61 124H59V125H61ZM68 124H69V126H68ZM88 124V123H87ZM97 124V125H96ZM106 124V125H105ZM58 125V126H59ZM75 125V126H74ZM95 125V126H94ZM109 126V128H111L112 129V131H114L113 129H117L116 130V132H115V134L114 133H112V131H111V129H109L108 128V126ZM121 125V126H120ZM123 125H124V127L126 126L127 128H132L131 130H133V132L134 133H132L131 132V130H129V129H127L126 127L123 129ZM71 126H74V127H71ZM97 126V127H96ZM133 126V127H132ZM224 126V127H223ZM37 127H38V129H37ZM76 127V128H75ZM107 127V128H106ZM135 127L136 128H138L137 130L135 129ZM221 127V128H220ZM27 128H28V130H30V131H28L27 130ZM58 128H62L61 126L60 127H58ZM36 130L35 132H33L34 130ZM63 129V128H62ZM86 129V130H85ZM110 130V131H108V130ZM121 129V131H119ZM125 129H127V130H125ZM220 129H221V131H220ZM31 130H32V132H31ZM70 130H69V132H70ZM125 130V131H124ZM65 131H67V130H65ZM73 130H71V132H72ZM85 131V132H84ZM135 131H136V133H135ZM47 132H48V134H47ZM53 132V131H52ZM71 132H70V135H75L73 132H72V134H71ZM117 132H122V133H125V134H127V135H129L128 137L130 138V139H132L133 140V144L136 146V145H138V147L136 146V147H134V149L133 148H130L131 150H135L136 152H137V150L138 151H141V152H139V154H138V152H137V154L140 156L141 155V157L142 158H138L139 156L138 155H134L133 156V153H132V156H133V158L131 157V154H130V156L128 155L129 154V152L131 151L130 149H128V150H124V148L123 149H119V148H117V147H120V144L121 145H123L122 143V141H121V143H118L119 141H117L116 140V138H115V136H116V134H117ZM143 134L142 136H141V134ZM33 133H34V135H33ZM35 133H37V134H35ZM133 135H132V134ZM139 133V134H138ZM32 134V135H31ZM55 134V135H54ZM95 134V135H94ZM135 134V135H134ZM216 136H215V135ZM26 135V136H25ZM59 135V134H58ZM93 135H94V137H93ZM110 135V136H109ZM126 135V136H127ZM139 135V136H138ZM35 136V137H34ZM53 136V137H52ZM134 136V137H133ZM33 137V138H32ZM55 137V138H54ZM69 137V138H68ZM70 137H72V138H70ZM107 137H109V138H107ZM111 137H113V138H111ZM133 137V138H132ZM135 137H137V138H140V139H136ZM143 137H144V139H143ZM212 137L214 138V139H212ZM219 137V139H217ZM35 138V139H34ZM37 138V139H36ZM75 139V140H72V139ZM91 138V139H90ZM115 138V139H114ZM72 141H76V139L77 140H80V143L81 142H83V141H81V140H85L84 141V143L85 144H87V146L84 144V143H81V145H83V146H85L84 148H86L85 150H83L84 148H83V146L81 147V145L79 144V142L77 141V143L75 142H71V140ZM87 139V140H86ZM90 139V140H89ZM94 139V140H93ZM95 139H97V141L96 142H94L95 144L97 143V147H99L100 149V152H98L96 149L94 150V148L92 149V144H90V141H91V143H93V141H95ZM109 139H111V141H112V139H113V141L114 140H116V141H114V143L112 142H109L110 140ZM138 141V142H136V140ZM142 139V140H141ZM146 139V141H144ZM154 141V146H153V143H152V140ZM216 139H217V141H216ZM233 139V140H232ZM22 140V141H23ZM30 140V141H29ZM93 140V141H92ZM107 140V141H106ZM148 140V141H147ZM159 140H162V141H160V142H156V141H159ZM214 142H213V141ZM221 140H223L222 142H221ZM240 140V141H239ZM29 141V142H28ZM140 141V142H139ZM144 141V142H143ZM151 141V142H150ZM211 143V145H210V143ZM23 142V143H24ZM25 142V145L27 144ZM55 142V143H54ZM71 142V143H70ZM107 142V143H106ZM117 144H116V143ZM135 142V143H134ZM156 142V143H155ZM161 142H162V144H161ZM164 142V143H163ZM208 142V143H207ZM217 142V143H216ZM227 142V143H226ZM242 142V143H241ZM29 143V144H30ZM60 143V144H59ZM67 145H66V144ZM70 145H69V144ZM74 143V144H73ZM110 143V144H109ZM138 143V144H137ZM221 143V144H220ZM237 143V144H236ZM27 145L28 147L30 146V145ZM54 144V145H53ZM63 144V145H62ZM73 144V145H72ZM98 144H99V146H98ZM107 146H106V145ZM111 144H113V146L111 145ZM223 144H224V146H223ZM241 144H243L242 146H241ZM78 145H80L79 147H78ZM110 145H111V147H112V149L114 148V150H112L111 149V147H110ZM115 145V146H114ZM116 145H117V147H116ZM153 147H151V146ZM161 145V146H160ZM220 145V146H219ZM245 145H246V147H245ZM60 146H62V147H60ZM70 146V147H69ZM104 146H106L107 148H109V149H111L112 150V154L110 155V151H109V149L108 150H106V148L104 149ZM124 146V145H123ZM159 146V147H158ZM222 146V147H221ZM27 147V148H28ZM48 147V148H47ZM81 147V148H80ZM115 147H116V149H115ZM122 147V146H121ZM139 147H140V149H139ZM151 147V148H150ZM241 147V148H240ZM30 148V147H29ZM28 148V149H29ZM64 148V149H63ZM79 148H80V150H79ZM136 148H137V150H136ZM243 148V149H242ZM23 149H24V147H23ZM58 149V150H57ZM127 149V148H126ZM225 149H227V150H225ZM246 149V150H245ZM81 150H83V151H81ZM88 152H87V151ZM93 150V152H91ZM117 152H116V151ZM150 150V151H149ZM229 150V151H228ZM241 150V151H240ZM17 151V152H16ZM92 153H90V152ZM104 151H107L106 153L109 155V157L106 155V153L104 152ZM122 152L121 154H120V152ZM123 151H125V153L127 154V155H125L124 154V152ZM135 151H131V152H134L135 153ZM153 151V152H152ZM241 152V153H238V152ZM243 151V152H242ZM86 152V153H85ZM103 152L105 153V155H106V157H105V155L103 154ZM110 152V153H109ZM114 152V153H113ZM130 152V153H131ZM143 152V153H142ZM146 152V153H145ZM149 152L151 153V154H149ZM233 152V153H232ZM236 152V153H235ZM26 153L27 154H29V152H27L26 151ZM78 153H80L79 155H78ZM81 153H82V155H81ZM88 153V154H87ZM100 153V156L98 155V154ZM101 153H102V155H101ZM231 153V154H230ZM86 154V155H85ZM91 156H90V155ZM113 154H115V155H113ZM121 155V158L118 156V155ZM147 154V155H146ZM233 154V155H232ZM79 157H78V156ZM83 155H84V157H83ZM93 155V156H92ZM97 155V156H96ZM115 156V157H113V156ZM126 156V158H124L125 160H123L122 158H123V156ZM150 155V156H149ZM153 155V156H152ZM40 156V157H39ZM86 156V157H85ZM112 156V157H111ZM119 157V159L120 160H118L117 161V159H118V157ZM144 156V157H143ZM147 156V157H146ZM159 156H160V158H159ZM163 156H164V158H163ZM234 156V157H233ZM238 156V157H237ZM29 157V158H28ZM82 157V158H81ZM129 159H128V158ZM149 157H151V158H149ZM154 157V158H153ZM84 158H86L85 160H83L82 161V159H84ZM90 160H89V159ZM91 158H93V159H91ZM107 158V159H106ZM111 158H114V159H116L115 161H114V159L112 160ZM136 158H138V159H136ZM240 158V159H239ZM31 159V160H30ZM95 159V160H94ZM123 161H122V160ZM137 160V163H136V161H133V160ZM142 159H143V161H142ZM152 159V160H151ZM163 159V160H162ZM89 160V161H88ZM92 160V161H91ZM110 160H112V161H114V162H111ZM138 160H139V162H138ZM164 160H166V162L164 163L163 161ZM71 161V162H70ZM92 162V164H91V162H90V164L88 163V162ZM116 161L118 162V163H116ZM132 162L133 161V165L135 164V166H133V165H130V163L129 162ZM140 161H142V162H140ZM162 161V162H161ZM238 161V162H239ZM84 162L87 164H84ZM144 162V163H143ZM147 162H148V164H147ZM141 163H143L142 164V166H140V164ZM150 163V164H149ZM162 163V164H161ZM178 163V164H177ZM89 164V165H88ZM94 164L95 165H99L98 167L97 166H94ZM146 164V165H145ZM175 164V165H174ZM194 164V165H193ZM13 167H12V166ZM46 165V166H45ZM152 165V166H151ZM167 165V166H166ZM243 165V166H242ZM4 166V167H3ZM30 166V167H29ZM87 166V167H86ZM92 166V167H91ZM122 166V167H121ZM139 166H140V168H139ZM160 166L162 167V168H160ZM166 166V167H165ZM240 166H242V167H240ZM15 167V168H14ZM49 167V168H48ZM92 169H91V168ZM94 167V168H93ZM97 169H96V168ZM146 167V168H145ZM152 167H153V170H152ZM165 167V168H164ZM186 167V168H185ZM12 168V169H11ZM35 168V169H34ZM77 168V169H76ZM86 169V171L87 172H90V170H92L90 173H87L84 169ZM102 168H104V169H102ZM146 169V170H142L141 171V169ZM16 169V170H15ZM38 170L37 171V173L35 174L36 176H34V177H36L35 178V180L34 181H32L31 179H30V173H31V171H29V170ZM135 169L137 170L138 169V172L137 171H135ZM160 169V170H159ZM165 169V170H164ZM196 169H197V167H196ZM208 171H207V170ZM9 170V171H8ZM97 170V171H96ZM105 170V171H104ZM132 170V171H131ZM162 170V171H161ZM164 170V171H163ZM212 170V171H211ZM241 170V171H240ZM242 170H243V172H242ZM84 171V172H83ZM94 171H95V173H94ZM99 171H100V173H99ZM144 171V172H143ZM153 173H155V174H153ZM161 171V172H160ZM201 171H202V173H203V175L201 174ZM240 171V172H239ZM47 172V173H46ZM81 172H83V173H81ZM139 172H142V173H140V174H138ZM206 172V173H205ZM209 172V173H208ZM213 172H215V174L213 173ZM234 172V173H233ZM28 173H29V175H28ZM46 173V174H45ZM92 173H94V174H92ZM97 173V174H96ZM105 173V174H104ZM134 173H135V175H134ZM157 173V174H156ZM159 173V174H158ZM162 173V174H161ZM238 173V174H237ZM256 173V174H255ZM15 174V175H14ZM38 174V175H37ZM41 176H40V175ZM45 176H44V175ZM59 174V175H58ZM65 174H66V176H65ZM84 174H86V175H84ZM87 174H90V175H87ZM147 174V175H146ZM156 175V176H154V178H153V175ZM160 174L162 175V176H160ZM164 174V175H163ZM209 174H210V176H209ZM217 174V175H216ZM234 174H237V175H234ZM47 175H48V177H47ZM104 175V176H103ZM142 175V176H141ZM167 175V176H166ZM207 176V178H206V176ZM214 176V177H212V176ZM216 175V176H215ZM233 175V176H232ZM15 176V177H14ZM39 176V177H38ZM63 176V177H62ZM67 177L68 176V179H67V182L65 181L66 180V178L65 177ZM93 176V177H92ZM100 176V178H101V180L98 178ZM111 176V177H110ZM158 176H160L161 177V182H159L158 181V179L160 178V177H158ZM205 178V179H203V177ZM208 176H209V178H208ZM45 177V178H44ZM107 177V178H106ZM114 177H116V178H114ZM158 177V179H156ZM163 177V178H162ZM228 177V178H227ZM231 177V178H230ZM47 178H48V180H47ZM65 178V179H64ZM87 178V179H86ZM91 178H92V180H93V178H94V180L92 181L91 180ZM106 178V179H105ZM112 180H111V179ZM114 178V179H113ZM211 178H213V179H211ZM220 178H221V180H220ZM28 179V180H27ZM41 179V180H40ZM45 179V180H44ZM61 179H64V181L62 180L61 181ZM89 179V180H88ZM132 179V180H131ZM154 181H152V180ZM207 179V180H206ZM215 179V180H214ZM228 179V180H227ZM54 180V181H53ZM86 180H88V181H86ZM102 180L104 181V182H102ZM148 180V181H147ZM158 182H157V181ZM164 180H166V181H164ZM224 180V181H223ZM225 180H227L228 182H231V183H228V182H226ZM24 181H27V182H24ZM92 181V182H91ZM101 181V182H100ZM108 181H109V183H108ZM124 181V182H123ZM202 181H204V182H202ZM206 181L207 182H209L210 183V185H207V184H209V183H206ZM219 181V182H218ZM53 182V183H52ZM63 182V183H62ZM87 182V183H86ZM91 182V183H90ZM99 182V183H98ZM157 182V184H155ZM164 182H165V184H164ZM32 183V184H31ZM68 183V184H67ZM88 183H90V184H88ZM97 183H98V185H97ZM106 183H107V188H106ZM159 183V184H158ZM161 183V184H160ZM202 185H201V184ZM205 183H206V185H205ZM255 183H257V184H255ZM53 184V185H52ZM59 184V185H58ZM63 184H65V185H63ZM93 184H95V186L93 185ZM114 184H115V187H114ZM121 184V185H120ZM164 186H163V185ZM198 184H200V186L198 185ZM63 185V186H62ZM91 185L92 186H94V187H92V188H90L91 187ZM158 185H160V186H158ZM213 185V186H212ZM264 185V184H263ZM53 186V187H52ZM101 188H100V187ZM135 186V187H134ZM166 186V187H165ZM189 186V187H188ZM200 187V191H199V188L198 187ZM207 186H208V188H207ZM211 186V187H210ZM216 186V187H215ZM35 187V188H34ZM58 187H59V189H58ZM66 187V188H65ZM109 187V188H108ZM141 187V188H140ZM204 187V188H203ZM229 187H231V188H229ZM264 187V186H263ZM66 190H65V189ZM76 188H77V190H76ZM88 190L87 192H88V194L86 195L85 193H87L86 192V189ZM93 188H94V190H93ZM98 190H97V189ZM119 188V189H118ZM165 188V189H164ZM209 188H211L210 190H209ZM54 189V191H56L57 192V195H56V193L53 191L52 192V190ZM61 189H62V191H63V193H62V191H61ZM81 189H85L84 191H82ZM89 189H90V192L91 193H93V194H95V196L94 195H92L90 192H89ZM114 189L116 190V191H114ZM142 189V190H141ZM207 189V190H206ZM229 189V190H228ZM231 189H233V190H231ZM47 190V191H46ZM102 190V191H101ZM113 190V191H112ZM117 190H119V192L122 194H120V195H118L119 194V192L117 191ZM127 190V191H126ZM202 190V191H201ZM204 190V191H203ZM51 193H50V192ZM58 191L59 192H61V193H58ZM96 191V192H95ZM144 191V192H143ZM229 191V192H228ZM99 192V193H98ZM115 193L116 192V194H112V193ZM118 192V193H117ZM167 192V193H166ZM198 192H200V193H198ZM204 192V196L202 197V193ZM224 192H225V194H224ZM50 193V194H49ZM54 193V194H53ZM190 194H192V195H194L193 194V192L191 193V192H189ZM198 193V194H197ZM228 193V194H227ZM53 194V195H52ZM79 194V195H78ZM82 194V195H81ZM90 194V195H89ZM7 195V196H6ZM12 195V194H11ZM55 195V196H54ZM84 195V196H83ZM114 195V196H113ZM86 196H88V198L87 199H89L90 200V202L88 201V200H85L86 199ZM115 196H118V198L117 197H115ZM141 196V197H140ZM225 196V197H224ZM58 197V199L61 201V203L59 204L58 203V201H55L56 200V198ZM59 197H61V198H59ZM71 197V198H70ZM117 198V199H115V198ZM67 198V199H66ZM74 198V199H73ZM113 198V199H112ZM125 198V199H124ZM169 198H170V201H169ZM52 199V200H51ZM85 201H84V200ZM115 199V203H114V201H112V200H114ZM193 199V200H192ZM200 199V200H199ZM47 200V201H46ZM55 202H54V201ZM62 200H66L65 202L63 201V203H67V204H69L70 205V203L71 204H74L75 206L74 207H71V206H73V205H68V207L67 208H65V209H63V206H62ZM70 200H72V202L70 201ZM75 200V201H74ZM77 200H78V202H77ZM51 201H53L54 203H52ZM59 201V202H60ZM100 201V202H99ZM101 201L104 203L105 202V206L108 204L109 206L110 205H118V201H119V205L117 206V207H119V206H121V207H119L120 209H118V211L116 210V213L118 212V216L117 215H114V214H116L115 213V210L113 211V210H111V213H110V210H106V211H108V212H106L105 210H103V211H98V214H97V210H96V207H98V205H100L101 204ZM109 201H111L110 203H109ZM165 201H168V203H166ZM46 202H48L47 204H46ZM108 202V203H107ZM116 202H117V204H116ZM130 202V203H129ZM145 202V203H144ZM165 202V203H164ZM184 202H185V204H184ZM195 202V203H194ZM198 202L201 204V206H199L200 204H198ZM202 202V203H201ZM37 203H39V204H37ZM56 203V204H55ZM58 203V204H57ZM78 203V204H77ZM87 203H90L89 205L87 204ZM98 204V203H100V204H98V205H96V204ZM103 203H102V205H103ZM107 203V204H106ZM113 203V204H112ZM179 202H177V204H178ZM179 203V204H180ZM194 203V204H193ZM51 204V205H50ZM166 204V205H165ZM168 204V205H167ZM188 204V205H187ZM189 204L191 205V206H189ZM197 204V205H196ZM40 205V206H39ZM56 205L57 206H59V207H57L56 208ZM61 205V206H60ZM85 205V206H84ZM89 206V208H88V206ZM107 205V206H108ZM182 205H183V207H182ZM84 206V207H83ZM92 206V207H91ZM133 206V207H132ZM168 206V207H167ZM171 206V207H170ZM193 206H195V208L193 207ZM196 206H198V208H196ZM36 207V208H35ZM62 209H61V208ZM71 207V208H70ZM80 207V208H79ZM202 207V208H201ZM68 208H70V209H68ZM160 208H161V206H160ZM167 210V208L169 209V210H165V209ZM190 208V209H189ZM200 208V209H199ZM260 208V209H259ZM88 209V210H87ZM189 209V210H188ZM197 209V211H198V214H197V211H195ZM60 210V211H59ZM68 210H69V212H68ZM91 211V212H89L88 213V211ZM93 210V211H92ZM96 210V211H95ZM120 210V211H119ZM171 210V211H170ZM203 211V214H201L202 212H200V211ZM209 210V211H208ZM86 211H87V213H86ZM165 211V212H164ZM175 211V212H174ZM177 211V212H178ZM193 211H194V213H193ZM64 212V213H63ZM80 212V213H79ZM169 212L171 213V212H173L174 214H170V216H169ZM181 212V213H180ZM185 212V213H184ZM94 213H96L95 215L97 216H95L94 215ZM99 213H102V215L101 214H99ZM166 215H164V214ZM86 216H85V215ZM91 214V215H90ZM120 214V215H119ZM163 214V215H162ZM196 216V217H194V215ZM201 214V215H200ZM87 215H88V217H87ZM93 215V216H92ZM110 215H112V217L110 216ZM114 215V216H113ZM176 215V216H175ZM200 217V218H198V216ZM204 215V216H203ZM80 216H82V217H80ZM92 216V217H91ZM175 216V217H174ZM66 217V218H65ZM75 217H79V218H77L76 219V222H75ZM85 217V218H84ZM95 219H94V218ZM114 217V218H113ZM167 217L169 218V219H167ZM171 217V218H170ZM204 217V218H203ZM84 218V219H83ZM90 218V219H89ZM177 219V220H174V219ZM198 218V219H197ZM207 218V219H206ZM79 219V220H78ZM83 219V220H82ZM88 219V220H87ZM94 221H93V220ZM96 219H98L99 220V223H98V220L96 221ZM101 219H102V221H101ZM110 219V220H109ZM186 219H188V220H186ZM193 219H195V221L193 220ZM74 220V221H73ZM77 220H78V222H77ZM85 220L87 221V222H85ZM92 220V221H91ZM145 222H144V221ZM194 221V223H192V221ZM80 221V222H79ZM106 221V222H105ZM111 221V222H110ZM113 221V222H112ZM166 221V222H167ZM189 221V222H188ZM83 222V223H82ZM88 222H92V224H89L90 225V227H89V225H88ZM94 222H96V223H94ZM100 222L102 223V224H100ZM121 222V223H120ZM77 225H76V224ZM82 223V224H81ZM120 223V224H119ZM124 223V224H123ZM139 223V224H138ZM59 224V225H58ZM98 224V226H96ZM119 224V225H118ZM133 224V225H132ZM137 224V228L135 227V225ZM193 224V225H192ZM194 224H196V225H194ZM64 225V226H63ZM73 225V226H72ZM85 225H87L88 227H86ZM92 225V226H91ZM104 225V227H102V226ZM115 225V226H114ZM140 225V226H139ZM77 226V228H75ZM82 228H81V227ZM83 226H84V228H83ZM99 226H101V227H99ZM6 227V228H5ZM33 227V228H32ZM86 227V228H85ZM100 229H99V228ZM195 227V229H193ZM95 228V229H94ZM106 228V229H105ZM211 228V229H210ZM70 229V230H69ZM79 231H77V230ZM98 229V230H97ZM104 229V230H103ZM141 229V230H140ZM166 229H167V227H166ZM165 229V230H166ZM19 230V231H18ZM33 231V233H34V237H35V239L38 241V243L40 244H38V246H39V250H41V252H42V257H39L38 258V255H36L35 256V259L37 260V261H35L34 262V260L31 258V253H32V240H30L31 239V237L30 236H32L33 235V233H30V231ZM85 230V231H84ZM88 230V231H87ZM99 230H101V231H99ZM145 230V231H144ZM198 230V232H196ZM57 231V232H56ZM76 231V232H75ZM92 231V232H91ZM96 231V232H95ZM99 231V232H98ZM103 231H106V232H103ZM143 231V232H142ZM15 232V233H14ZM21 233V235H24V237H26V238H24L23 237V243H22V241H21V239L20 238H18L17 237V233ZM97 232H98V235H99V233H101L100 235H101V238H100V235L96 238L95 236H93V235H96L97 234ZM110 232V233H109ZM112 232H113V237L112 236H109V235H111L112 234ZM146 234H145V233ZM188 232H190V234L188 235ZM14 233V234H13ZM23 233V234H22ZM82 233H83V235H82ZM86 233H87V235H88V237H87V235H86ZM93 235H92V234ZM94 233H96V234H94ZM104 233V234H103ZM117 233V234H116ZM193 233V234H192ZM196 233H198L197 235H196ZM5 234V235H4ZM77 234H79V235H77ZM85 234V235H84ZM106 234H107V237L105 238V236H106ZM125 236H124V235ZM126 234H127V236H129L128 237V239H126L127 237H126ZM145 234V235H144ZM192 234V235H191ZM195 234V235H194ZM200 234V235H199ZM8 235V237H9V239H8V237H6ZM11 235H13V236H11ZM73 235V236H72ZM105 235V236H104ZM120 235L122 236V237H120ZM3 236V237H2ZM11 236V237H10ZM62 236H64V237H62ZM80 236V237H79ZM84 236V237H83ZM118 236V237H117ZM135 236V237H134ZM197 236V238H198V240H197V238H195ZM4 237H6L7 239H5ZM18 239H17V238ZM77 237V238H76ZM90 237V238H89ZM95 237V238H94ZM109 237V238H108ZM111 237V238H110ZM117 238V241H116V238ZM123 237H125V238H123ZM131 237V238H130ZM139 237V238H138ZM3 238V239H2ZM72 239V238H75L74 240L77 242V239H79V241H81V242H75L73 239L72 240H69V239ZM85 240H84V239ZM91 238H93L92 239V242H90L91 241ZM105 238V239H104ZM124 240H123V239ZM129 238H130V240H129ZM136 240H135V239ZM140 238H142V239H140ZM195 238V239H194ZM5 239V240H4ZM12 239H14V241L11 240ZM89 239H90V241H89ZM104 241H103V240ZM109 239H110V241H109ZM119 239H121V240H119ZM138 239V240H137ZM4 240V241H3ZM19 240H20V242H19ZM63 242H62V241ZM65 240H67V243H65L66 241ZM105 240H108V241H106L105 242ZM199 242H197V241ZM9 241H8V243H9ZM29 241V242H28ZM31 241V242H30ZM70 241V242H69ZM83 241V242H82ZM89 241V242H88ZM99 241H100V243H101V245H100V243H99ZM102 241V242H101ZM113 241V242H112ZM116 241V242H115ZM120 241V242H119ZM132 241V242H131ZM137 241V242H136ZM12 242V243H11ZM17 242V243H16ZM28 243V245L27 244H25V243ZM71 242H73V243H71ZM87 242V243H86ZM95 242V243H94ZM105 244H109V246H108V244L107 245H103L104 243ZM110 242V243H109ZM127 244H125V243ZM131 242V243H130ZM13 243H15V244H13ZM19 243V244H18ZM21 243V244H20ZM64 245H63V244ZM69 243V244H68ZM76 245H78L79 244V246H76ZM89 243L90 244H92V246L91 245H89ZM99 243V244H98ZM136 243H138L137 245L140 247V248H142V249H140V253H135L134 254V256H133V259H132V255L130 254V252L129 251H125V250H123V255L125 256V257H131V258H129L128 259V261H127V258H125L124 256H122L121 254H122V248L123 247H125V245L127 246V248L128 249H131L133 246V248H135V246H136V248H139V247H137V245H136ZM141 243V244H140ZM23 244H24V246H23ZM74 246H73V245ZM122 244V245H121ZM130 244L132 245V246H130ZM11 245H14V246H11ZM21 245V246H20ZM67 247H66V246ZM80 245H82L81 247H80ZM88 245V246H87ZM112 245H117V246H112ZM31 246V247H30ZM62 246V247H61ZM70 246H72V247H69ZM85 246V247H84ZM98 246H100V247H98ZM108 246V247H107ZM118 246H120L119 248H120V250L118 249ZM3 247V248H2ZM10 247V248H9ZM14 247V248H13ZM56 247V248H55ZM59 247H61V249L59 248ZM64 247V248H63ZM76 248V250H75V248ZM78 247V248H77ZM80 247V248H79ZM88 248V250L86 251V249ZM102 247V248H101ZM110 247V248H109ZM112 247H114V248H112ZM116 247V248H115ZM131 247V248H130ZM144 247V248H143ZM214 247V250H212L211 248H213ZM7 249L6 251L4 250L3 251V249ZM66 248V249H65ZM81 248H82V250L83 249H85V251L83 250V252L85 253V255H84V258H71L72 256L73 257H76V256H79V254H80V257H81ZM93 248V251L91 250ZM97 248V249H96ZM200 248H201V250H200ZM218 248V249H217ZM10 249V250H9ZM14 249H15V251H14ZM59 251H58V250ZM67 251H65V250ZM74 249V250H73ZM111 249H116V250H111ZM118 249V250H117ZM63 250H64V252H63ZM81 250V251H80ZM216 250V251H215ZM59 253H58V252ZM74 251V252H73ZM121 251V253H119ZM70 252V253H69ZM73 252V253H72ZM89 252V253H88ZM117 252V253H116ZM127 252V253H126ZM213 252H215L214 254H213ZM16 253H18V255L16 254ZM58 253V254H57ZM93 253V254H92ZM143 253V254H142ZM210 253H212L211 255H210ZM19 254H22V255H19ZM46 254V255H45ZM51 254H53L54 255V257H53V255H51ZM56 254V255H55ZM72 254V255H71ZM74 254L76 255V256H74ZM86 254H87V256H86ZM125 254H129V255H125ZM191 254V255H190ZM208 254V255H207ZM53 257H51V256ZM69 257H68V256ZM121 255V256H120ZM142 255V256H141ZM205 255V256H204ZM214 255H215V257H214ZM19 256H20V259H19ZM22 256H23V258H24V260L22 259L21 260V258H22ZM40 256H41V253H40ZM49 256H50V258L52 259H50V261H51V263H50V261H49ZM71 256V257H70ZM85 256L87 257V258H89V259H87V258H85ZM138 256V257H137ZM141 258H140V257ZM154 256V255H153ZM204 256V257H203ZM208 256V257H207ZM211 256V257H210ZM217 256V257H216ZM227 256V257H226ZM15 257V258H14ZM119 257V258H118ZM124 257V258H123ZM206 257V258H205ZM16 258H17V261H16ZM48 258V259H47ZM121 258V259H120ZM189 258V259H188ZM208 258H210V259H208ZM211 258H215V260H213V259H211ZM39 259V260H38ZM69 259H71V261L69 260ZM81 259H83V261L81 260ZM137 259V260H138ZM195 259H197V260H195ZM19 260V261H18ZM79 262H78V261ZM87 260H89L88 262H86ZM138 260V261H139ZM156 259H154V261H155ZM193 260H195L194 262H193ZM203 260H205V262L203 261ZM211 260V261H210ZM44 261V262H43ZM68 261V262H67ZM119 261H121L120 263H119ZM124 261H127V262H124ZM133 261V262H132ZM135 261V262H134ZM203 261V262H202ZM216 261V262H215ZM128 262H130V263H128ZM132 262V263H131ZM208 262V263H207ZM63 263V264H64ZM18 264V263H17Z\"/></svg>",
    "mask_w": 264,
    "mask_h": 264
},
{
    "label": "bare ground",
    "instance_id": "obj_2",
    "mask_svg": "<svg viewBox=\"0 0 264 264\" xmlns=\"http://www.w3.org/2000/svg\"><path fill=\"white\" fill-rule=\"evenodd\" d=\"M38 1V0H37ZM63 1V0H62ZM61 1V2H62ZM68 1V0H67ZM66 1V2H67ZM72 1V0H71ZM70 1V2H71ZM74 1V0H73ZM72 1V2H73ZM80 1V0H79ZM79 1L77 0V2L79 3ZM91 1V0H90ZM108 0H93V4H92V2H90L91 4H92V7H91V5H90V7L92 8V9H95V12H93L92 14H96V15H93V17L94 16H96L94 19H96L98 22L100 21V22H102V19H103V16H104V14L106 15V2H107ZM237 1V0H236ZM239 1V0H238ZM242 0H240V2H241ZM40 2V6H43V2L45 3L46 1H44V0H41V1H39ZM57 2V0H47V2H46V6L44 7L45 9H47L46 7H48V11L46 12L45 10V16L47 15V13L48 14H52L53 16H54V20H55V14H57L56 12H57V10H58V8H56L55 7V5H54V3H56ZM58 2H59V0H58ZM65 2V4H67ZM76 2V1H75ZM82 2L83 1H81V4H82ZM148 4H146L145 6H144V8H143V10H141L140 9V7H139V9H138V7L135 9L137 12H135V13H137V18L138 19H140V21L141 20H153V24L151 25V26H153L154 27V30H149L150 31V33L149 34H151V32L153 31V33H156V31H158L159 33L160 32H162L163 34L164 33H166V35L168 34V33H170V32H173L174 33V36H172L173 37V39H174V41L176 42L177 41V43L179 42V44H181V45H183L184 47H185V49H184V53H183V55H182V57L180 58V64L179 65H181L180 67L183 69V71H184V76H181L182 78H181V80H183V81H185L184 82V86L185 87H183V89H182V87H180V86H178V88L179 89H177V90H179V93L177 92H175L176 93V96L175 97H173L174 96V94L172 95V97H171V94H170V92L171 91H168L167 90V92H169V95H170V98L169 99H167V97H169V96H167L166 97V99L169 101L170 100V102H169V104H165L166 105V107H167V109L165 110V111H163V113L161 112H159V110H158V108L156 107V106H154V108H151V110H152V112H151V114H150V116H151V119H150V121H148V120H146V118L144 117L145 115L144 114H142L143 112H144V109H143V107H142V109H143V112L141 113V112H138V113H140V114H138V115H136V116H134L135 115V109L133 110V109H131L130 107H127V109L129 108V110H128V115H129V117L131 118L132 116H133V118H132V120L134 119L135 120V122L137 121L138 122V126H136V127H139V130L138 131H140L141 133H146L147 135V138H148V135H149V138L148 139H150V137L151 138H153V140H158V139H164L165 140V145H163L162 144V142H161V144L163 145V147H160V149L159 148H155L154 149V155H155V159H154V161H152L153 162V167H154V169L156 170L155 172H157L158 170V158H157V156H158V154L162 151L164 154L163 155H165L166 156V160H167V163L166 164H168V162H169V164L171 163H173V162H177V161H180V163L182 162V161H184V160H193V161H196V164H195V166L197 167V169H196V167L194 168H192V169H185V170H183L182 171V166L180 167V166H178V167H174V168H171V169H169V175H168V187H167V189H168V194H170L171 195V199H172V201H170V198H169V201L170 202H173L172 203V207H171V210L172 209H175V213H177V215H178V221H176V223H174L175 221H171L172 219H169L168 217H167V219H169L170 221H164L163 220V218H164V216H161V213L163 212H161V209H162V207H164V205L162 206V205H160V203H161V201H163L164 200V198H166L164 195L165 194H162L161 193V191H160V189H159V187H157V185L155 186L153 183H150V182H146V179H145V181L142 179L143 177H141L140 178V176H137V175H135V173H134V175H135V177H133L134 179L136 178L137 179V181H138V183H140V186L143 188V190L145 191H143L144 193H146V195H147V198H148V218H147V221H146V223H143V222H140V223H142L141 224V228L142 229H145L146 230V236L144 237H142V238H144L142 241H140V242H144L143 243V245L144 244H147V246L143 249V252L144 253H148V252H152V255L151 254H146L145 255V257L143 258V259H136L135 261H136V263L135 264H185V262H188V261H191L192 259H191V256H193V255H191L192 253L194 254L195 253V255L196 254H198L197 253V251H199L198 249V246L199 245H197L196 244V242H192L193 241V239H191L192 241H190V238H193V237H191L190 236V238H189V236H187V234H186V231H188V229L190 230V227L188 228V226H187V224L189 225L190 223H185V221H183L182 219V217H184V220H185V217L186 216H184V214L181 216L180 214H179V211H178V209L180 210V211H185V209L184 210H182L183 208H180L179 207V205H181L182 203H183V201H186V203H188V201H190L191 200V198H193V199H195V201L197 202L198 201V199H197V197H199V195H201V194H199L198 196L197 195H195L194 194V192H196L195 191V189H193V191H189L188 189H190L192 186L190 185L191 183L192 184H197V183H199V181H200V172L198 171V168H200L199 170H201L202 168H203V170H204V168H208V170H209V168L211 169H215L214 171L216 172H218V174L221 176V177H226V176H229V172H232V171H230V170H232L231 168H233V169H236V170H238V167L237 166H239L241 163H240V161H242L245 157H246V152L248 151V149L246 150V152L244 151V153H242L241 154V160L238 162L237 161V163H234L233 161H235V159L233 160V161H231L229 158H230V156L229 157H227L228 155H229V152H228V155L227 156H225L226 154L223 152V151H220V149H217V147L215 146V149H213V148H209V146L206 144V143H203V142H205V140H207V138L209 137V135L212 133L213 134V132L215 131V129H218V128H216V127H218L219 125H224V124H228V121H229V119L231 118V117H233L232 116V114H234V112H233V110H235V109H233L232 107V110H228V111H226L227 109H225L224 107H223V104H222V107H221V105H219V103L218 104H215L214 105V103H213V100H211L212 99V94H210L211 93V90H207V92L208 91H210V96H211V99H210V96H209V94L206 92V89H210V85L212 84L213 85V83H210V82H214V80L213 81H210L209 83H207V85L209 84V86H208V88H206V76H205V74L202 76L201 75V68L202 67H206L207 69H206V75H207V73H209L208 71H209V69L210 70H212V69H218V70H220L221 71V73L223 72V71H230V68H231V64L232 63H230V61H228L227 62V60H230V59H228V57H227V60H226V58H221L220 57V55L222 54L223 55V52L222 53H220V55L218 54L219 52H216L217 51V43H219V42H221V40H223V43L225 42V40L224 39H226V38H224V37H222V38H224V39H222V38H220V41H219V38H218V36H215L216 35V32L215 33H213V31H214V29L215 30H218V31H221V33H223V35L224 36H228L227 38H229V39H227V42H228V40H229V43H227V44H233L234 45V43L235 42H237L238 43V41L239 40H243L244 39V37L242 36V34L240 35L241 37H243V38H241V39H239L240 37L239 36H237V32H234V31H236L235 29L237 28V26L238 25H240L241 27H243V29H245V30H247L250 34H253L254 35V37H252L253 39L252 40H254V38H256V36H255V34H256V28H258V26L257 27H255V25H254V21L255 20H257V24L259 25V24H261V27H263V29H264V0H248L247 2H249V4H248V6L250 5V8H249V11H246V13L244 12L245 11V9L247 8H245L243 5H244V3H243V1H242V3H243V5H240V3L238 4L237 2H236V4H238V5H240V6H243L245 9H243L242 7H239V9L240 8H242L243 10V12L245 13L244 14V16H243V12H241L242 13V15H241V13H240V15L239 14H236V15H234L233 13L234 12H232L231 10L233 9V11H234V9L236 8L235 6L233 7V8H231L232 6H233V4L235 5V3L234 2H232V0H231V5H230V2H229V0H165V3L163 4V2H162V5H161V8L158 10L157 9V3L158 2H161V1H159V0H148ZM233 3V4H232ZM30 4V3H29ZM37 4V3H36ZM38 4L36 5V6H38ZM59 4V3H58ZM80 4V3H79ZM86 4V3H85ZM88 4V3H87ZM109 4H111V3H109ZM245 4H246V2H245ZM57 5V4H56ZM63 5V4H62ZM70 5V4H69ZM71 5L73 6V5H75V4H73V3H71ZM71 5L69 6L70 8H71ZM83 5V4H82ZM59 6V5H58ZM57 6V7H58ZM76 6V5H75ZM77 6H78V4H77ZM76 6V7H77ZM87 6V5H86ZM109 6V5H108ZM113 6V5H112ZM125 6V5H124ZM159 6V5H158ZM231 6V7H230ZM237 6V5H236ZM246 6V5H245ZM66 7H68V6H66ZM74 7V6H73ZM72 7V8H73ZM80 7V6H79ZM238 7H237V10H239L238 9ZM38 8H40V7H38ZM43 8V7H42ZM63 8H65V6L63 7ZM71 8V9H72ZM111 8V7H110ZM113 8V7H112ZM116 7H114V9H115ZM123 8V7H122ZM121 8V9H122ZM133 8H135L134 6L132 7V10H133ZM230 8H231V10H230ZM62 9V8H61ZM78 9V8H77ZM77 9H76V12H77ZM84 9H86L85 7H84ZM108 10H110L109 9V7L107 8ZM117 9H118V7H117ZM117 9H116V11H117ZM130 9V8H129ZM138 9V10H137ZM161 9H162V11H161ZM38 10V9H37ZM41 10V9H40ZM72 10H74V9H72ZM119 10H120V8H119ZM118 10V11H119ZM124 10V9H123ZM134 10V11H135ZM248 10V9H247ZM39 11V10H38ZM67 11V10H66ZM66 11H63L62 10V12L63 13H65ZM69 11V10H68ZM71 11V10H70ZM85 11V10H84ZM92 11V10H91ZM94 11V10H93ZM110 11H112L113 13H114V11H113V9L112 10H110ZM117 11V12H118ZM121 11V10H120ZM127 14L129 15L130 13H129V11L130 10H128L127 9ZM176 12L175 14H173L174 15V17L176 16H178V18L176 19H174L173 17H172V13L173 12ZM42 12V11H41ZM88 12H90L89 10H88ZM87 12V13H88ZM121 12H123V11H121ZM124 12H125V10H124ZM132 12V11H131ZM240 12V11H239ZM43 13H41V16H43L42 14ZM67 13V12H66ZM107 13H109V12H107ZM112 13V14H113ZM116 13V12H115ZM126 13V12H125ZM125 13H123L124 15H125ZM39 14V13H38ZM92 14L90 15V16H92ZM58 15V14H57ZM64 15V14H63ZM69 15V14H68ZM75 15H76V13H75ZM79 15V14H78ZM109 14H107V16H108ZM110 15H111V13H110ZM110 15L108 16V19H109V17H110ZM113 15H115V14H113ZM112 15V17H114ZM120 14H118V16H119ZM121 15H122V13H121ZM123 15V16H124ZM40 16V17H41ZM80 16V15H79ZM88 16V15H87ZM127 16V15H126ZM169 16H171L170 18H168V19H171V21H173V22H171V23H168L167 21H166V17H169ZM48 17H49V15H48ZM47 16L45 17V19H44V22H45V25L48 27V28H50L51 26H49L48 25V20L50 19V18H52V16L50 17V18H48ZM76 17V16H75ZM89 17V16H88ZM92 17V18H93ZM112 17H111V19H109V20H112ZM120 17V16H119ZM118 17V18H119ZM129 17V16H128ZM128 17H127V20L126 21H128L129 19H128ZM42 18V17H41ZM66 18H67V16H66ZM78 18V17H77ZM80 18H82V16H80ZM104 18H106V17H104ZM115 18V17H114ZM113 18V19H114ZM117 18V17H116ZM115 18V20H117L118 21V18L116 19ZM129 18H131V17H129ZM150 18V19H149ZM173 18V19H172ZM235 18V19H234ZM53 19V18H52ZM64 19V18H63ZM79 19V18H78ZM134 19V18H133ZM132 18L127 22V25H128V29H127V32H126V34H128V38L126 39L125 38V41H121L122 40V38H121V40L119 41V42H117L118 44H117V47H118V52L117 53H115L114 51H112V52H114V53H110L108 50H107V52H109V55L106 53L105 55H104V49H105V47L106 46H104V44H102V45H100L101 43H102V41H103V39L105 38V35H103V36H101L100 37V33H97V34H95V35H90V33H87V34H85L86 33V31H83L82 32V36H81V34L79 33V32H74L73 31V29H72V31L73 32H71L72 34H71V36H69L68 35V39H59L58 37H60V36H58L57 38L59 39L58 41L57 40H55V39H53V40H55V41H50L52 44H54V43H59L60 45H63V46H67V47H69L70 48V50H71V48H73L72 50H75V52H77V55H79L80 57H81V61H82V59H84L83 57H87V55L89 54V51H90V54L92 55V56H95V58L96 59H105L107 56L108 57H117V58H119L120 60H121V57L123 58V56H124V54L126 53V52H130L132 49H134V44L136 43V39H137V36H138V32H137V28H136V25L134 26L133 25V23H132V21L131 20H133ZM232 19H234V20H238V25L236 26V28L234 29V28H232L231 27V20ZM67 21H68V24H69V26H70V28H74L76 25H79V23L81 22V19H80V21L79 20H77L76 18H71L70 16H68V19H66ZM65 20V21H66ZM109 20L107 21V19H106V21L108 22V23H110V25H112V21L111 22H109ZM114 20V21H115ZM122 20V16H121V18H120V20L119 21H121ZM41 21H43V18L41 19ZM50 21V25H52V21L51 20H49ZM64 21V22H65ZM84 21H85V19H84ZM106 21H104V22H106ZM123 21H124V19H123ZM122 21V22H123ZM54 22V21H53ZM82 22H83V20H82ZM148 22V21H147ZM170 22V21H169ZM47 23V24H46ZM86 23V22H85ZM107 23V24H108ZM115 23H116V21H115ZM233 23V22H232ZM40 25H42V22L41 23H39ZM60 24V23H59ZM71 24V25H70ZM82 25L84 24V22L83 23H81ZM93 24V23H92ZM102 24H104L103 22H102ZM102 24H101V26H102ZM106 24V25H107ZM114 24V23H113ZM118 24V23H117ZM95 25V24H94ZM98 25V24H97ZM118 25H120V24H118ZM235 25H236V21H235ZM42 26H44V25H42ZM45 26V27H46ZM61 26V25H60ZM59 26V27H60ZM66 26H67V23H66ZM85 26V25H84ZM96 26V25H95ZM99 26H100V24H99ZM101 26H100V28H101ZM116 26V25H115ZM115 26H113V28H115ZM139 26V25H138ZM46 27V28H47ZM62 27V26H61ZM93 27V26H92ZM98 27V26H97ZM108 27V26H107ZM117 28H118V26H116ZM122 27V26H121ZM153 27H152V29H153ZM235 27V26H234ZM260 27V26H259ZM44 28V27H43ZM42 28V29H43ZM47 28V29H48ZM63 28V27H62ZM61 28V29H62ZM65 28V27H64ZM69 28V29H70ZM76 28H78V27H76ZM80 28H81V31H82V27L80 26ZM91 27H89L88 29H90ZM110 28H111V26H110ZM112 28V29H113ZM117 28H115V29H117ZM58 30H59V28H57ZM85 29H87L86 27H85ZM92 29V28H91ZM90 29V30H91ZM98 29H99V27H98ZM97 29V30H98ZM102 29V28H101ZM104 29H106L105 28V26H104ZM137 29V30H136ZM233 29H234V31H233ZM44 30V29H43ZM43 30H41V31H43ZM50 30H52L51 28H50ZM96 30V31H97ZM103 30V29H102ZM114 30V29H113ZM120 30V29H119ZM123 30V29H122ZM140 30V29H139ZM258 30V29H257ZM261 30V29H260ZM46 33H47V31L48 30H44ZM64 31V30H63ZM95 31V28H94V30H93V32L92 33H95L94 32ZM103 31H107V30H103ZM109 31V30H108ZM107 31V33H109ZM148 31V32H149ZM210 31V32H209ZM239 31L240 30H238V33H239ZM45 32H43V33H45ZM52 32V31H51ZM59 32V31H58ZM60 32H62V30L60 31ZM57 33V32H55V33H57V35L58 34H61V33ZM67 32V31H66ZM69 32H70V30H69ZM68 32V33H69ZM87 32H88V30H87ZM98 32V31H97ZM99 32H100V30H99ZM125 32V31H124ZM208 32V33H207ZM263 32L264 31H262V36H264V34H263ZM42 33V34H43ZM67 33V34H68ZM91 33V34H92ZM102 33V32H101ZM105 32H103V34H104ZM107 33H105V34H107ZM114 33V32H113ZM113 33H111L110 32V34L109 35H111V34H113ZM116 33H117V31H116ZM152 33V34H153ZM162 33H160L161 34V36H162ZM221 33H218V34H221ZM49 34H50V32H49ZM49 34H47V36H49ZM66 34V33H65ZM80 34V35H79ZM121 34H122V32H121ZM147 34V33H146ZM157 34V33H156ZM212 35V36H214V37H217L218 39V41L216 40V38H215V42H217L216 44H214L217 48H215V50H213V49H209L210 47H211V45L209 44V43H211V42H208V44L210 45V47L209 46H206V45H204V44H202L198 39L199 38H201V40H203V39H205L206 40V38L208 37L207 35ZM258 34H260L261 35V33L259 32ZM44 35V34H43ZM55 35V34H54ZM54 35H51V37L52 36H54ZM108 34L106 35V36H109ZM116 35V34H115ZM119 35V34H118ZM123 35V34H122ZM125 35V34H124ZM155 35V34H154ZM207 37H206V36ZM260 35H259V37H260ZM46 36V35H45ZM47 36H46V39H47ZM65 36V38H66V35H64ZM63 36V37H64ZM80 36V37H79ZM89 36H90V39H88L89 38ZM112 36V35H111ZM117 36V35H116ZM126 37H127V35H125ZM144 36H146V35H144ZM151 36V35H150ZM148 37V38H150L151 39V37ZM169 36H170V34H169ZM194 36H196V37H194ZM220 36V35H219ZM221 36H222V34H221ZM246 36V35H245ZM110 37V36H109ZM108 37V38H109ZM113 37H114V34H113ZM119 37V36H118ZM147 37V36H146ZM164 37H166L165 36V34H164ZM172 37L170 38V39H172ZM204 37H206V38H204ZM239 37V38H238ZM258 37V38H259ZM60 38H62V37H60ZM107 38V39H108ZM124 38V37H123ZM143 38V40H145V41H142V43H140V45H143V46H145L146 48L144 49V51L146 52V51H149L150 50V48H152V45H151V43H153L154 42V40H152L151 41V43H150V39H149V41H146L147 39H145V37H142ZM154 38V37H153ZM157 38H158V35H157ZM246 38H247V36H246ZM258 38H257V41H259L258 40ZM167 39V38H166ZM170 39H168V43L167 42H165L166 43V46H165V48L164 49H167V50H170L171 49V44H172V41H171V44L169 43L170 42ZM172 39V40H173ZM239 39V40H238ZM249 38H247V40H248ZM250 39H251V37H250ZM264 39V38H263ZM262 39V41L264 42V40ZM45 40V39H44ZM48 40V39H47ZM106 40V39H105ZM109 40V39H108ZM108 40H106V41H108ZM160 40V39H159ZM208 40V39H207ZM213 40V39H212ZM246 40V41H247ZM111 41H112V39H111ZM118 41V40H117ZM161 41V40H160ZM210 41V40H209ZM244 41H245V39H244ZM244 41H242V42H244ZM260 41H261V39H260ZM259 41V42H260ZM45 42V41H44ZM47 42V41H46ZM45 42V43H46ZM54 42V43H53ZM115 42V41H114ZM202 42H204V41H202ZM249 41H247V43H248ZM258 42V43H259ZM42 43H43V41H42ZM49 43V42H48ZM47 43V44H48ZM110 43V41L108 42V44ZM165 43L163 44V45H165ZM176 43V44H177ZM240 44H241V42H239ZM238 43V44H239ZM246 42H244V45H243V47L245 46V45H247V43L245 44ZM258 43H256L255 42V44H258ZM47 44H46V46H47ZM50 44V43H49ZM107 44V45H108ZM116 44V43H115ZM168 44V45H167ZM176 44H174V46L176 45ZM205 44H207V43H205ZM207 44V45H208ZM212 44V43H211ZM236 44V43H235ZM243 44V43H242ZM241 44V45H242ZM261 44V43H260ZM259 44V45H260ZM59 45V46H60ZM101 46V47H98V46ZM114 45V44H113ZM138 46V44L137 45H135V46H138V47H141V46ZM178 45V44H177ZM180 45V46H181ZM220 45V44H219ZM224 44H222L221 46H219V48L221 47L222 48V46H223ZM237 45V44H236ZM241 45H240V47H241ZM251 45L252 44H250L249 45V48L251 47ZM262 45H264V43L262 44ZM261 45V46H262ZM52 46V45H51ZM55 46H58V45H55ZM58 46V47H59ZM154 46V45H153ZM161 46V45H160ZM228 46V45H227ZM231 47H229V51H230V49L232 50V49H236L237 47H235V45L232 47V45H230ZM257 47H258V45H256ZM14 47V46H13ZM12 47V48H13ZM54 47V46H53ZM53 47H51L50 49H52ZM61 47V46H60ZM89 47H91L92 48V50L93 51H91V50H89L90 48ZM110 47V46H109ZM108 47V48H109ZM115 47H116V45H115ZM161 47H163V46H161ZM176 47V46H175ZM182 47V46H181ZM183 47V48H184ZM207 47H209V48H207ZM214 47V46H213ZM226 47V45L224 46V48ZM243 47H241L242 49H243ZM247 47V46H246ZM254 47V46H253ZM43 48V47H42ZM44 48H48L49 49V47L47 46V47H44ZM57 48V47H56ZM62 48V47H61ZM64 48V47H63ZM62 48V49H63ZM69 48H67V50L69 49ZM157 48H160V47H157ZM176 48H178V46L176 47ZM180 48V47H179ZM182 48V49H183ZM212 48V47H211ZM228 48V47H227ZM248 48V47H247ZM247 48H246V50H247ZM252 48V47H251ZM256 47H254V49H255ZM258 48H260V47H258ZM50 49L48 50L49 51V54H50ZM53 49H55V48H53ZM52 49V50H53ZM113 49V48H112ZM223 49V48H222ZM244 49H245V47H244ZM261 49V48H260ZM258 50V51H256V52H260L262 49H264V48H262L261 50ZM41 50H43V49H41ZM60 50V49H59ZM67 50H64V51H66L67 52ZM109 50H110V48H109ZM135 50V49H134ZM134 50H132V51H134ZM138 50L140 51V50H142L141 48L139 49L138 48ZM219 50V49H218ZM221 50V49H220ZM226 49H224V51H225ZM237 50H238V52H240V53H238V52H236L237 53V59H236V62L237 63H239V64H242V65H240V68H241V66L242 67H244V66H246L245 68H247L248 70L250 69V71H248L247 69V71L245 72V71H243V69H239L238 67L239 66H237V68L239 69V70H236L237 68H231V70L233 69H235L234 70V72H235V75H237V77L238 78H242V77H245L244 79H246V81L248 82V85H250V86H252V87H254V88H256V89H258V91H259V96H260V98L261 99H264V66L263 65H261V63L260 62H256L254 65H253V63H254V61L252 62H248L249 61V59H251V58H249V57H251L250 55L248 56V55H246L245 53L243 54V55H246V57L248 56V61L246 60L245 61V58L246 57H242V52H245L246 50H241V49H238L237 48ZM44 51V50H43ZM57 51V50H56ZM63 50L62 51H60L61 53L62 52H64ZM165 51V50H164ZM171 51V50H170ZM169 51V52H170ZM181 51V50H180ZM222 51V50H221ZM236 51V50H235ZM235 51H234V53H235ZM247 51H249V50H247ZM254 50H252V52H253ZM45 52V51H44ZM44 52H40L41 54H43ZM65 52V53H66ZM88 52V53H87ZM165 52H167V51H165ZM226 52V51H225ZM224 52V54H226ZM231 52H233V51H231ZM231 52H229L230 54H231ZM251 52V53H252ZM262 52V51H261ZM264 52V51H263ZM262 52V53H263ZM21 52H19V53H17V54H15V56H12V57H8L7 58V60H4V58L3 59H1V60H3L1 63H0V65H2V69H4V68H6V67H9V66H13V67H17V66H22V63H24V59L25 58H22V56L20 57V54ZM52 53H55L56 54V52H52ZM61 53H59L60 55H61ZM69 53V52H68ZM136 54V52H133V55L135 56V57H137V55H135ZM140 53H142L141 51H140ZM158 53V52H157ZM171 53V52H170ZM169 53V54H170ZM174 53V52H173ZM228 53V52H227ZM234 53H232V56H233V54ZM236 53H235V55H236ZM254 53H255V51H254ZM254 53H253V55H254ZM46 54H48L47 53V51H46ZM57 54H58V52H57ZM64 54V53H63ZM67 54V53H66ZM72 54H74V51H73V53H71V55L70 56H72ZM127 55H125L126 57L128 56V54L129 53H126ZM132 54V53H131ZM130 54V55H131ZM139 54V53H138ZM229 54V55H230ZM239 54V55H238ZM248 54H250V53H248ZM255 54H257V53H255ZM69 55V54H68ZM67 55V56H68ZM76 55V54H75ZM90 55V56H91ZM154 55H156L155 53H154ZM159 55V54H158ZM164 55V54H163ZM167 55V54H166ZM193 55L195 56V59L197 60L196 62L197 63H195L196 65H197V67H198V70H196V72L195 73H192V71H190L191 69H190V61H191V58L193 57ZM260 55V54H259ZM46 56V55H45ZM66 56V55H65ZM66 56V57H67ZM90 56H88V57H90ZM139 56H140V54H139ZM141 56H144V55H142L141 54ZM162 56V55H161ZM223 56H228L227 54L226 55H223ZM258 56V55H257ZM257 56H255V57H257ZM262 55H260V56H258V57H261ZM264 56V55H263ZM53 57H54V55H53ZM57 57V56H56ZM79 57V58H80ZM86 57H85V60H86ZM130 57H132V56H130ZM149 57V56H148ZM147 57V58H148ZM159 57V56H158ZM236 57V56H235ZM257 57V58H258ZM22 58V59H21ZM41 58V57H40ZM49 58H51V57H49ZM48 58V61H47V63L50 61L51 63H52V61L50 60ZM55 58V57H54ZM72 58V57H71ZM74 58H75V56H74ZM91 58V57H90ZM90 58L88 59V60H90ZM129 58V57H128ZM128 58H127V60H128ZM138 58V57H137ZM140 58V57H139ZM153 58V57H152ZM163 58H164V56H163ZM6 59V58H5ZM41 59H43V58H41ZM41 59H40V61H41ZM51 59H53V58H51ZM59 59H61V56H60V58ZM59 59H58V61H59ZM63 59V58H62ZM68 59V61H69V57L67 58ZM76 59H78V57L76 58ZM92 60H94V58H91ZM142 59V58H141ZM160 59H161V57L159 58V61H160ZM165 59V58H164ZM163 59V60H164ZM64 60H66L65 58H64ZM71 60V59H70ZM117 60V59H116ZM124 60H126V59H123V62H124ZM146 60V59H145ZM156 60H157V58H156ZM233 60V59H232ZM231 60V61H232ZM235 60V59H234ZM43 61V60H42ZM57 61V62H58ZM61 61V60H60ZM91 61V60H90ZM95 61V60H94ZM93 61V62H94ZM105 61V60H104ZM138 61H141L140 59L138 60ZM137 61V62H138ZM195 61V60H194ZM35 62V61H34ZM44 62H46V61H44ZM43 62V63H44ZM63 62H65V61H63ZM67 62V61H66ZM72 62H74V61H72ZM71 62V63H72ZM77 62V61H76ZM86 62V61H85ZM88 62V61H87ZM92 62V61H91ZM92 62V63H93ZM101 62V61H100ZM107 62V61H106ZM112 62H115V61H112ZM122 62V61H121ZM127 62V61H126ZM125 62V63H126ZM155 62V61H154ZM162 62V61H161ZM32 63V62H31ZM43 63H41V69H43L42 68V65H43ZM105 63V62H104ZM124 63V65L125 66H127L126 64L127 63H129V62H127L126 64ZM134 63V62H133ZM156 63H158V61L156 62ZM163 63V62H162ZM166 63V62H165ZM163 64V66H162V64H161V66H162V68L164 69V70H167L166 68H167V64ZM260 63V64H259ZM60 64V63H59ZM58 64V65H59ZM67 64V63H66ZM82 64V63H81ZM84 64H86V63H84ZM88 64H89V62H88ZM88 64H86V65H88ZM93 64H97L96 62L95 63H93ZM132 64V63H131ZM152 64H154L153 63V61H152V63H149L148 61L147 62H145V63H141V62H138V63H136L135 62V64H132V65H134V67L133 66H131V67H133L134 68V70L136 69V71H140V72H142V74L141 75H143V74H145L146 75V73H148V72H150L151 71V69H152ZM159 64H160V62H159ZM176 64V63H175ZM5 65H9V66H6L5 67ZM53 65V63L51 64V67H50V65H48L49 66V69H51L52 70V66ZM56 65H57V63H56ZM61 65V64H60ZM70 65V64H69ZM73 65V64H72ZM91 66H92V64H90ZM95 65H94V67H95ZM97 65H99V63L97 64ZM106 65V66H105ZM115 65V64H114ZM118 65V64H117ZM121 65V64H120ZM123 65V66H124ZM130 65V64H129ZM128 65V66H129ZM157 65V64H156ZM156 65L154 64V66L156 67ZM47 66V65H46ZM48 66L47 67H45V65H43V67H45V69L46 68H48ZM75 65H73V67H74ZM85 66V65H84ZM105 66V68L103 69V67ZM104 66L102 67L101 66V63H100V67H99V69L102 71V72H104V71H107V72H105L104 74L106 75V76H104V74H103V76H101L102 75V73H101V75H100V78H99V80H98V77L96 78V77H93V78H95V79H97L98 80V84L97 85H99V84H103L102 86H100V87H105V86H107V89L108 88H110V89H112V87H113V85H114V83H116L115 85L116 86H119V89H120V91H121V89L123 88V86L127 83V81L126 80H124V78H125V76L127 77V74L124 76L123 74H121V72L122 71H120L119 72V74H118V68L116 69L117 70V73H115V77H116V74L119 76V79H120V77H121V75L122 76H124L119 82L117 81V82H114L113 80H115L116 81V79H114V76H112L113 77V79H111V78H109V75H113L114 73H112V72H114L112 69H113V65L112 64H110V66L108 65V64H104ZM116 66V65H115ZM114 66V67H115ZM122 66V65H121ZM159 66V65H158ZM157 66V67H158ZM258 68V70L256 69V67ZM36 67H37V65H36ZM83 67V66H82ZM82 67H80V68H82ZM86 67V66H85ZM90 67V66H89ZM130 66L128 67V68H131ZM168 67H170V69H171V67H172V65L170 66V64L168 65ZM234 67V66H233ZM9 68H12V67H9ZM68 68V67H67ZM72 68V67H71ZM75 68V67H74ZM73 68V69H74ZM76 68H78V65H77V67ZM91 68V67H90ZM95 68H98L97 66L95 67ZM116 68V67H115ZM123 68V67H122ZM125 68V67H124ZM160 68V67H159ZM14 69H18V67L17 68H14ZM22 69V68H21ZM39 67H37V71L40 73V76L39 77H42L41 76V74L43 75V77L42 78H44V80L46 79L47 80V82H48V84L47 83H45V82H43L38 76H33L34 77V82H28L27 81V83H25V81L27 80V79H23V77H22V75H20L21 77H18L19 76V72H21V74L23 73L22 71H19V70H12L13 72L12 73H14V72H17V73H19L18 74V76L16 77L15 76V79L16 80H13V79H10L11 81H9V77L8 78H5V76L7 75L8 76V74H6L4 71V73L6 74L5 76H3L2 74H0V120H5V126H7V134H10V138L12 139V140H14V141H17V142H19L18 144H20L19 145V149H17L19 152V155H14V153H12L13 155H11V156H8V158L6 157V160H5V163L6 162H10V164H11V162H14V164H15V167L17 168V170H16V175H17V177L19 178L18 180L19 181H17V185H16V187H14L12 190H11V192L9 193V195H8V197L9 196H12V197H14V195H16L17 194V192H19L20 194H22V197L23 198H25V197H27V196H29V194H31V190L30 189H27L26 190V192H24V191H22V188H23V182H22V180H25L24 179V176H25V174H26V172H28V163H27V161H26V159H27V157L26 156H31L32 157V162L30 163L31 165L33 164H36L37 163V161H36V158H37V156H38V142L36 141V140H34L33 142H29V143H27L26 142V140H25V142L27 143L26 145H25V142H24V138H26V137H24L23 139H22V137L24 136V132H27V131H25V128H26V124L27 125H29V123H27V119L28 118H30V120H32V121H30L32 124H33V122H34V128L36 127V125L37 124H35V121H36V119L38 118L37 117V115L39 116V110L38 109H40V108H42L43 110H44V112H45V117H47L46 119H47V131L48 132H51V133H49V134H52V133H56V135H55V137H57V139H58V136H60V139L58 140V142L59 141H63V143L64 142H66L67 140V138L65 139V141H64V137L65 136H72V137H76V135L77 134H80V133H77L76 134V132H79L81 129H83V127H84V125H85V123H84V125L80 122V120H79V117H77L78 118V120H76L77 118H75L76 116H78V115H76V116H73L75 119H73L72 118V115L73 114H70V113H72V110H71V112L70 113H68L69 114V116L71 115V117H69L68 115H66V113H65V115H66V118H67V116L69 117V120L72 118V120H74V121H77V122H72V123H77L79 126H81L82 128L80 129V130H76V129H79L78 128V125H76L77 126V128L76 129H71V130H73L72 132L75 134V135H73L72 134V132H71V130L69 129V127H68V129H65V125L68 123V118H67V122H66V119L64 118L63 120L66 122V124L63 126L61 123H65V122H63V120L61 119L62 117H60L61 115H60V113H59V111H58V115H56V113H57V110L54 108L53 109V107L51 106V105H49L50 103H51V101H50V103H47V102H49V101H47V102H44L43 100V104H45L44 106H42L43 104H41L40 102H39V100H41V97H42V95H43V93H45V94H47V95H52L53 96V98H54V91L56 92V94L58 93L57 92V90L58 89H60V87H61V85H59L58 87H57V85H56V87L58 88H56L55 87V90H53L52 91V87L54 86V84H56V83H54V84H52V80L50 81L49 79H48V77H47V75H49L50 76V74H47L46 75V73L48 72V71H46L45 69V71H46V73H45V71H43V70H41ZM56 69H57V67H56ZM59 69H60V66H59ZM64 69H66V68H64ZM69 69H70V67H69ZM68 69V70H69ZM98 69V71L96 72V73H98L100 70ZM127 69V68H126ZM161 69V68H160ZM159 69V70H160ZM181 69V70H182ZM194 69H195V67H194ZM54 70H55V67H54ZM61 70H63V66H62V69ZM74 70H76V69H74ZM74 70H72V71H74ZM88 70H90V69H88L87 68V71ZM97 70V69H96ZM95 70V71H96ZM104 70V71H103ZM116 70H115V72H116ZM119 70H120V68H119ZM154 70V69H153ZM152 70V71H153ZM5 71L6 72H8L7 71V68L5 69ZM58 71V70H57ZM67 71V70H66ZM80 71V70H79ZM78 71V72H79ZM85 71H86V69H85ZM86 71V72H87ZM91 72H92V69L90 70ZM94 71V70H93ZM94 71V72H95ZM168 71V70H167ZM186 71V72H185ZM203 71V70H202ZM219 71V72H220ZM54 72V71H53ZM58 72H61V71H58ZM63 72H64V70H63ZM68 72H70V71H68ZM77 72V73H78ZM81 72H83V70L81 71ZM90 72V73H91ZM124 72H127V70L126 71H124ZM155 72V71H154ZM160 72V71H159ZM158 72V73H159ZM161 72H162V70H161ZM169 72H170V70H169ZM172 72V71H171ZM204 72H205V70H204ZM232 72V71H231ZM10 73V75H13L11 72H9ZM71 73V72H70ZM74 73V72H73ZM90 73H88V74H90ZM151 73V72H150ZM220 73V74H221ZM233 73V72H232ZM231 73V74H232ZM16 74V73H15ZM76 74V73H75ZM82 73H79V75H81ZM84 74H86V73H84L83 72V76H84ZM94 74V73H93ZM125 74V73H124ZM161 74H163V73H161ZM165 74V73H164ZM175 74H178V73H176V71H175ZM210 74V73H209ZM219 74V75H220ZM223 74H225V73H223ZM62 75V74H61ZM64 75V74H63ZM72 75V74H71ZM77 75V74H76ZM97 74H95V76H96ZM140 75V76H141ZM144 75V76H145ZM148 75V74H147ZM167 74H165V76H166ZM171 75H172V73H171ZM171 75H170V77H171ZM213 75V74H212ZM32 76V75H31ZM74 76V75H73ZM86 76V75H85ZM84 76V77H85ZM92 75H90L89 77H91ZM129 76V75H128ZM205 76V77H204ZM208 76V75H207ZM27 77V76H26ZM25 77V78H26ZM33 77L31 78V77H29V78H31L32 80H33ZM62 77V76H61ZM60 77V78H61ZM78 77H80V76H78ZM82 77V76H81ZM107 77V78H106ZM135 77V76H134ZM142 77V76H141ZM140 77V78H141ZM146 77V76H145ZM152 77V76H151ZM158 77V76H157ZM163 77V76H162ZM169 77V74H168V78H170ZM213 77V76H212ZM219 77V76H218ZM235 77V76H234ZM39 78V79H38ZM53 78H55L54 77V75H53V77H51L50 76V79H53ZM63 78V77H62ZM83 78V77H82ZM118 78V77H117ZM131 78V77H130ZM129 78V79H130ZM148 78V77H147ZM155 78V77H154ZM161 78V77H160ZM165 78V77H164ZM210 78V77H209ZM220 78H222V77H220ZM219 78V79H220ZM56 79V78H55ZM58 79V78H57ZM86 79H87V77H86ZM90 79V78H89ZM134 79V78H133ZM142 79H144V78H142ZM141 79V80H142ZM153 78H151V80H152ZM157 79V78H156ZM233 79V78H232ZM13 80V81H12ZM41 80V81H40ZM75 80H76V77H75ZM88 80V79H87ZM96 80V81H97ZM131 80V79H130ZM129 80V81H130ZM149 80H150V78H149ZM180 79H179V77L177 76V75H175V76H173V77H171V79L170 80H167V78L163 81L165 84L166 83H169L170 84V86H168V87H171V85H175L178 81H179ZM207 80H208V78H207ZM212 80V79H211ZM6 81H8L7 83H8V85H6L5 84V82ZM54 81V80H53ZM56 82H57V80H55ZM60 81V80H59ZM58 81V82H59ZM62 81V80H61ZM79 81H80V79H79ZM81 81H82V79H81ZM81 81H80V83H81ZM86 81V80H85ZM89 81V80H88ZM140 81V80H139ZM160 81V80H159ZM235 81V80H234ZM58 82H57V84H58ZM111 82H114V83H111ZM131 82V81H130ZM132 82H133V80H132ZM136 82L138 83V81L136 80ZM142 82H144V81H142ZM162 82V83H163ZM222 82V81H221ZM233 82V81H232ZM24 83V84H23ZM61 83V82H60ZM59 83V84H60ZM65 83V82H64ZM63 83V86H65V84ZM91 83H94V81L93 82H91ZM90 83V84H91ZM136 83V84H137ZM155 83V82H154ZM159 83V82H158ZM157 83V84H158ZM23 84V85H22ZM82 84V83H81ZM84 84V83H83ZM89 84V85H90ZM95 84V83H94ZM94 84H91V85H94ZM136 84L133 86V87H135L136 86ZM164 84V85H165ZM215 84V83H214ZM224 84V83H223ZM10 85V86H9ZM87 85V84H86ZM90 85V86H91ZM97 85H95L96 87H98ZM130 85V84H129ZM129 85L128 86H126L125 85V87H127V89H131L130 87H132V86H130L129 87ZM139 85H141V84H139ZM145 85H148V83H145ZM152 85V84H151ZM150 85V86H151ZM154 85V84H153ZM167 85V84H166ZM177 85V84H176ZM212 85H211V87H212ZM216 85V84H215ZM24 86V87H23ZM40 86H41V88H40ZM62 86V87H63ZM110 86V87H109ZM115 86V87H116ZM149 86V87H150ZM159 86V85H158ZM162 86V85H161ZM161 86H159L160 88H161ZM218 86V85H217ZM231 86V85H230ZM61 87V88H62ZM66 87V86H65ZM64 87V88H65ZM213 87H214V85H213ZM69 88H71V87H69ZM91 88H92V86H91ZM145 88H146V86H145ZM156 88V87H155ZM154 88V89H155ZM164 88V87H163ZM175 88V87H174ZM173 88V90L174 91H176L175 89ZM57 89V90H56ZM68 89V88H67ZM73 89V88H72ZM71 89V90H72ZM77 89V88H76ZM79 89V88H78ZM77 89V90H78ZM94 89V88H93ZM98 89V88H97ZM104 89V91H105V89L106 88H103ZM102 88L101 89H99L98 91H102L103 90ZM106 89V90H107ZM127 89H124L125 90V92H124V94L126 93V91H127ZM135 89V88H134ZM147 89V88H146ZM146 89H143V94H146L147 92L145 91ZM167 89H170V88H167ZM180 89H182V90H180ZM205 89V90H204ZM213 89H215V88H212V91H213ZM62 90V89H61ZM70 90V89H69ZM89 90V89H88ZM115 90V89H114ZM117 91H118V87H117V89H116ZM115 90V91H116ZM123 90V91H124ZM138 90V89H137ZM152 91H153V93L151 92V95H152V97H154V96H161L162 95V93H161V95H160V90H159V92H154L155 90H153V88L151 89ZM164 89H161V91H163ZM171 90H172V88H171ZM59 91V90H58ZM63 91V90H62ZM61 91V92H62ZM65 91H67V90H65ZM73 91L76 93V91L73 89ZM72 91V92H73ZM93 91V90H92ZM97 91V92H98ZM100 91V92H101ZM129 91V90H128ZM127 91V92H128ZM135 91H136V89H135ZM148 91V90H147ZM166 91V90H165ZM164 91V92H165ZM173 91V92H174ZM180 91H182V92H180ZM214 91H216V90H214ZM213 91V92H214ZM220 91V90H219ZM218 91V92H219ZM73 92V93H74ZM78 93L77 94H79L80 93V91H77ZM82 92V91H81ZM90 92H91V89H90V91H89V94H90ZM99 92V93H100ZM111 92L114 94V91H111L110 90V98L112 97L111 96ZM119 92V91H118ZM218 92H217V94L216 95H218ZM224 92V91H223ZM66 94H67V92H65ZM69 93V92H68ZM95 93V92H94ZM98 93V94H99ZM104 93V92H103ZM102 93V94H103ZM131 93H132V91H131ZM131 93H128L127 94V96L129 95V94H131ZM172 93V92H171ZM215 93V92H214ZM213 93V94H214ZM221 93V92H220ZM64 94V93H63ZM72 94V93H71ZM83 95L85 94V93H82ZM81 94V95H82ZM88 94V95H89ZM97 94V95H98ZM124 94H122V95H124ZM133 94H135V92L133 91ZM136 94H138V93H136ZM135 94V95H136ZM148 94V93H147ZM146 94V95H147ZM165 94V93H164ZM163 94V95H164ZM222 94V93H221ZM57 95H59V93L57 94ZM87 95V94H86ZM85 95V96H86ZM96 94H95V96L94 97H96L97 96ZM105 96H106V94H104ZM115 95H119L120 97L122 96L121 94H115ZM114 95V96H115ZM134 95V96H135ZM139 95V94H138ZM137 95V96H138ZM141 95H142V93H141ZM141 95H140V97H141ZM145 95V96H146ZM215 95V94H214ZM220 95V94H219ZM73 96V95H72ZM77 96H80V95H77ZM91 96V95H90ZM93 96V95H92ZM99 96H102V95H99ZM105 96H103L104 98H105ZM126 96V95H125ZM132 96V95H131ZM133 96V97H134ZM136 96V97H137ZM224 96V95H223ZM227 96V95H226ZM60 97H62L61 95H60ZM116 97V96H115ZM135 97V98H136ZM143 97H144V95H143ZM147 97H149V95L147 96ZM213 97H215V96H213ZM217 97V96H216ZM228 97V96H227ZM52 98V97H51ZM63 98H65V96L63 95ZM74 98H77V101L79 102V100H81V102H82V99L84 98H82V99H78V97H74ZM88 98V97H87ZM86 98V99H87ZM90 98H92V97H90ZM104 98H102V99H104ZM114 97H112V99H113ZM118 98V97H117ZM126 98H128V97H126ZM125 98V99H126ZM145 99H146V97H144ZM157 98V97H156ZM159 98V97H158ZM224 98V97H223ZM42 99H43V97H42ZM55 99H56V97H55ZM59 99H61V98H59V96H58V101H64V100H59ZM95 99V98H94ZM96 99H98L97 97H96ZM95 99V100H96ZM101 99V100H102ZM106 99H107V96H106ZM105 99V100H106ZM108 99H109V97H108ZM114 99H116V98H114ZM120 99V98H119ZM122 99V98H121ZM138 99H141V98H138ZM137 99V101H139ZM150 99H153V98H150ZM154 99H155V97H154ZM153 99V100H154ZM210 99V100H209ZM214 99V98H213ZM216 99V98H215ZM219 99V98H218ZM221 99V98H220ZM226 99V98H225ZM83 100H85V98L83 99ZM88 100V99H87ZM86 100V101H87ZM93 100V99H92ZM111 100V99H110ZM118 100V99H117ZM128 100H129V98H128ZM134 100V99H133ZM142 100H143V98H142ZM141 100V101H142ZM148 99H146V101H147ZM158 100L159 99H157V103H158ZM167 100H165V101H167ZM228 100V99H227ZM231 100V99H230ZM55 101V100H54ZM70 101V100H69ZM68 101V102H69ZM75 101V100H74ZM85 101V102H86ZM89 101H90V99H89ZM98 101V100H97ZM99 101H100V99H99ZM98 101V102H99ZM107 101V100H106ZM109 101V100H108ZM114 101H116V100H114ZM114 101H111V102H113L114 103ZM125 101V100H124ZM130 101V100H129ZM135 101V100H134ZM150 101H152V100H150ZM149 101V102H150ZM155 101V100H154ZM161 101H162V99H161ZM160 101V102H161ZM164 101V100H163ZM168 101L167 102H164V103H168ZM224 101H226V100H224ZM223 101V102H224ZM37 102H39L40 104V106L39 105H37ZM56 102H57V100H56ZM68 102H66V103H68ZM76 102V101H75ZM77 102V103H78ZM105 102V101H104ZM110 102V101H109ZM118 102V101H117ZM122 102H123V100H122ZM142 102H144V101H142ZM217 102H219V100L217 101ZM229 102H231V101H229ZM233 102V101H232ZM59 103V102H58ZM95 103V102H94ZM112 103V104H113ZM128 103V102H127ZM130 103V102H129ZM128 103V104H129ZM133 103V102H132ZM139 103V102H138ZM138 103H136V104H138ZM164 103H162L163 105H164ZM234 103V102H233ZM233 103L231 104V105H233ZM79 104H80V102H79ZM82 104V103H81ZM87 104H88V102H87ZM90 104V103H89ZM99 104L100 105H102L101 104V102H99ZM105 104V103H104ZM111 104V103H110ZM109 104V105H110ZM124 104H126V102H124ZM135 104V103H134ZM133 104V108L134 107H137V106H139L140 108H141V104L142 103H140V105L138 104L137 106H135ZM148 104V101H147V103H146V105ZM161 104V103H160ZM225 104V103H224ZM69 105V104H68ZM83 105V104H82ZM94 105V104H93ZM114 105L116 106V103H114ZM119 105H120V107H121V105H123V103L122 104H120L119 103ZM118 104H117V106H119ZM145 105V102H144V106H146ZM163 105H159V108L160 107H162V108H164V106ZM42 106V107H41ZM63 106V105H62ZM66 106V105H65ZM89 106V105H88ZM105 106V105H104ZM111 106V105H110ZM110 106H108L107 105V107H110ZM114 106V108H116ZM126 106H128V105H126ZM132 106V105H131ZM228 107H226V108H228V109H230V106L229 105H227ZM39 107V108H38ZM67 107V106H66ZM65 107V108H66ZM98 107V106H97ZM100 107V106H99ZM138 107V108H139ZM38 108V109H37ZM63 108H64V106H63ZM62 108V109H63ZM64 108V109H65ZM68 108V107H67ZM89 108V107H88ZM119 108V107H118ZM118 108H116L115 110H117ZM121 108H123V106L121 107ZM126 108V107H125ZM125 108H124V110H125ZM148 108V107H147ZM161 108V109H162ZM69 109V108H68ZM106 109V108H105ZM104 109V110H105ZM109 109V108H108ZM160 109V110H161ZM38 110V111H37ZM56 110V111H55ZM66 111L65 112H68L67 111V109H65ZM150 109H148V111H149ZM163 110V109H162ZM109 111H111V108H110V110ZM127 111V110H126ZM140 111V110H139ZM63 112V111H62ZM99 112V111H98ZM118 112V111H117ZM233 112V113H232ZM106 113V112H105ZM108 114H109V112H107ZM111 113H114V111L112 112L111 111ZM118 113H120V112H118ZM124 113V112H123ZM144 113H146V111L144 112ZM62 114V113H61ZM122 114V113H121ZM126 114V113H125ZM125 114L123 115V118H124V116H125ZM148 115H149V113H147ZM63 115V114H62ZM107 115V114H106ZM147 115V116H148ZM60 117V120H62V121H60L59 122V120L57 119V117ZM80 116V115H79ZM110 116H113V117H115V119H116V116H117V113H115V116L114 115H111L110 114ZM146 116V117H147ZM40 117V116H39ZM65 117V116H64ZM108 117V116H107ZM121 117H122V115H121ZM121 117L119 118L118 117V119H121ZM42 118V117H41ZM81 118H82V116H81ZM122 118V119H123ZM45 119V120H46ZM104 119V118H103ZM102 119V120H103ZM110 118H108V120H109ZM38 120V119H37ZM114 120V119H113ZM117 120V119H116ZM129 119H127V122H128V124H129V121H128ZM69 122H71V120L69 121ZM85 122V121H84ZM117 122V121H116ZM120 122V121H119ZM121 122H122V120H121ZM124 122V121H123ZM230 122V121H229ZM0 123H2L3 124V121H1ZM37 123V122H36ZM46 123V122H45ZM71 123V124H72ZM88 123V124H87ZM86 123V125L89 127V128H87L88 129V131L86 130V134L89 132V129L91 130V128L93 127V124H92V127H91V124H90V126H89V122H87ZM108 123V122H107ZM130 123H131V121H130ZM134 123V122H133ZM31 124V127L33 126ZM59 124H61V125H59ZM70 124V123H69ZM69 124H68V126H69ZM70 124V125H71ZM111 124V123H110ZM114 124H116L115 122H114ZM136 124V123H135ZM4 125V124H3ZM59 125V126H58ZM73 125V124H72ZM86 125H85V127H86ZM97 125V124H96ZM106 125V124H105ZM30 126V125H29ZM62 127V128H58V127ZM75 126V125H74ZM74 126H71V127H74ZM95 126V125H94ZM99 127L97 128V130H96V132H94V129H96L95 127H93V130H92V132H94V133H97V136H95L96 138H98V140L100 141V146H102V143L105 141H103V137L105 136V138H106V129H104V127H103V125H98ZM108 126V125H107ZM121 126V125H120ZM129 126H130V124H129ZM225 126V125H224ZM223 126V127H224ZM91 127V128H90ZM97 127V126H96ZM126 127V126H125ZM124 127V125H123V129L125 128ZM133 127V126H132ZM135 127V129L137 130L138 128H136ZM107 128V127H106ZM108 128H109V126H108ZM127 128V127H126ZM221 128V127H220ZM36 129V128H35ZM37 129H38V127H37ZM109 129H111V128H109ZM127 129H129V130H131L130 128H127ZM127 129H125V130H127ZM27 130H28V128H27ZM34 130V129H33ZM65 130H67V131H65ZM69 130H70V132H71V134L72 135H70V132H69ZM84 130V129H83ZM108 130V129H107ZM115 132H116V128L115 129H113ZM124 130V131H125ZM28 131H30V130H28ZM36 130H34L33 132H35ZM53 131V132H52ZM108 131H110V130H108ZM111 131H112V129H111ZM114 131H112V133H114L115 134V132ZM119 131H121V129L119 130ZM220 131H221V129H220ZM31 132H32V130H31ZM48 132H47V134H48ZM85 132V131H84ZM91 132V131H90ZM89 132V133H90ZM131 132L132 133H134L133 132V130H131ZM139 132V133H140ZM83 132H82V130H81V134H82ZM88 133V134H89ZM111 132H109L108 134H110ZM131 133V134H132ZM135 133H136V131H135ZM138 133V134H139ZM140 133V134H141ZM218 133H219V129H218ZM35 134H37V133H35ZM59 134V135H58ZM84 134V133H83ZM91 134V133H90ZM108 134H107V136H108ZM32 135V134H31ZM33 135H34V133H33ZM95 135V134H94ZM94 135H93V137H94ZM127 134H125V133H122V132H117V134H116V136H115V138H116V140L117 141H119L118 143H121V141L123 142L122 144L124 145H121L120 144V147H117V145H116V147L117 148H121V149H123L124 148V150L126 151V150H128V149H130V148H133L134 149V147H138V145H134L133 144V140L132 139H130L128 136L129 135H127ZM133 135V134H132ZM135 135V134H134ZM143 134H141V136H142ZM215 135V134H214ZM26 136V135H25ZM80 136V135H79ZM78 135H77V137H79ZM110 136V135H109ZM139 136V135H138ZM144 136V135H143ZM216 136V135H215ZM35 137V136H34ZM53 137V136H52ZM54 137V138H55ZM72 137H70V138H72ZM89 137H92V134H91V136H89ZM134 137V136H133ZM132 137V138H133ZM145 137V136H144ZM144 137H143V139H144ZM33 138V137H32ZM69 138V137H68ZM80 139H82L81 137H79ZM107 138H109V137H107ZM111 138H113V137H111ZM114 138V139H115ZM136 139H140V138H137V137H135ZM27 139V138H26ZM35 139V138H34ZM37 139V138H36ZM91 139V138H90ZM89 139V140H90ZM135 139V140H136ZM212 139H214L213 137H212ZM217 139H219V137L217 138ZM217 139H216V141H217ZM23 140V141H22ZM71 140V139H70ZM72 140H75L74 138L72 139ZM71 140V142H76L77 143V141L79 142V144L81 145V143H84V141L85 140H81V141H83V142H81L80 143V140H77L76 139V141H72ZM87 140V139H86ZM94 140V139H93ZM92 140V141H93ZM110 141L109 142H113L114 143V141H116V140H114L113 141V139H112V141H111V139H109ZM142 140V139H141ZM152 140V139H151ZM152 140V143H153V146H154V141ZM162 140H159V141H156V142H160V141H162ZM233 140V139H232ZM97 141V139H95V141H93V143H91V141H90V144H92V149L94 148V150L96 149L98 152H100V146H99V144H98V146L99 147H97V143L95 144L94 142H96ZM107 141V140H106ZM144 141H146V139L144 140ZM143 141V142H144ZM148 141V140H147ZM213 141V140H212ZM223 140H221V142H222ZM240 141V140H239ZM24 142V143H23ZM68 142V141H67ZM70 142V143H71ZM136 142H138L137 140H136ZM140 142V141H139ZM151 142V141H150ZM155 142V143H156ZM209 142V141H208ZM207 142V143H208ZM214 142V141H213ZM55 143V142H54ZM73 143V144H74ZM107 143V142H106ZM116 143V142H115ZM135 143V142H134ZM164 143V142H163ZM210 143V142H209ZM217 143V142H216ZM223 143V142H222ZM227 143V142H226ZM242 143V142H241ZM30 145L29 147L27 146V145ZM60 144V143H59ZM66 144V143H65ZM69 144V143H68ZM72 144V145H73ZM78 144V143H77ZM85 144V143H84ZM110 144V143H109ZM117 144V143H116ZM138 144V143H137ZM221 144V143H220ZM237 144V143H236ZM54 145V144H53ZM63 145V144H62ZM67 145V144H66ZM70 145V144H69ZM80 145H78V147L80 146ZM86 146H87V144H85ZM106 145V144H105ZM108 145V144H107ZM106 145V146H107ZM112 146H113V144H111ZM111 145H110V147H111ZM210 145H211V143H210ZM243 144H241V146H242ZM83 145H81V147H82ZM106 146H104V149L106 148V150H108L109 148H107ZM115 146V145H114ZM122 146V147H121ZM151 146V145H150ZM161 146V145H160ZM220 146V145H219ZM223 146H224V144H223ZM23 147H24V149H23ZM29 149H28V148ZM60 147H62V146H60ZM70 147V146H69ZM80 147V148H81ZM85 146H83V148H84ZM116 147H115V149H116ZM152 147V146H151ZM150 147V148H151ZM159 147V146H158ZM222 147V146H221ZM245 147H246V145H245ZM48 148V147H47ZM80 148H79V150H80ZM102 148H103V146H102ZM127 148V149H126ZM153 148V147H152ZM241 148V147H240ZM64 149V148H63ZM86 148H84L83 150H85ZM111 149H112V147H111ZM111 149H109V151L111 150ZM120 149V150H121ZM139 149H140V147H139ZM243 149V148H242ZM58 150V149H57ZM83 150H81V151H83ZM112 150H114V148L112 149ZM112 150L109 152L110 153V155L112 154ZM117 150V149H116ZM115 150V151H116ZM131 150V149H130ZM136 150H137V148H136ZM141 150V149H140ZM161 150V151H160ZM225 150H227V149H225ZM26 151L27 152H29V154H27L26 153ZM87 151V150H86ZM125 151H123L124 152V154L125 155H127L126 153L128 152H126L125 153ZM131 151H135V150H131ZM130 151V152H131ZM150 151V150H149ZM160 151V152H159ZM229 151V150H228ZM241 151V150H240ZM17 152V151H16ZM88 152V151H87ZM90 152V151H89ZM91 152H93V150L91 151ZM90 152V153H91ZM105 153L107 152V151H104ZM103 152V154L105 155V153ZM117 152V151H116ZM120 152V151H119ZM129 152V156H130V154H131V157L133 158V156L136 154V155H138L139 154V152H141V151H138L137 150V152H138V154H137V152L135 151V153L134 152H131L130 153ZM153 152V151H152ZM151 152V153H152ZM238 152V151H237ZM243 152V151H242ZM86 153V152H85ZM114 153V152H113ZM122 152H120V154H121ZM132 153H133V156H132ZM143 153V152H142ZM146 153V152H145ZM150 152H149V154H151ZM233 153V152H232ZM236 153V152H235ZM238 153H241V152H238ZM80 153H78V155H79ZM88 154V153H87ZM92 154V153H91ZM98 154V153H97ZM118 155L120 158H121V155ZM161 154V153H160ZM231 154V153H230ZM77 155V156H78ZM81 155H82V153H81ZM86 155V154H85ZM90 155V154H89ZM99 156H100V153L98 154ZM101 155H102V153H101ZM106 155L109 157V155L106 153ZM106 155H105V157H106ZM113 155H115V154H113ZM112 155V156H113ZM147 155V154H146ZM233 155V154H232ZM29 156V157H30ZM80 156V155H79ZM78 156V157H79ZM91 156V155H90ZM93 156V155H92ZM97 156V155H96ZM111 156V157H112ZM117 156V157H118ZM123 156V155H122ZM139 156V155H138ZM150 156V155H149ZM153 156V155H152ZM28 157V158H29ZM40 157V156H39ZM83 157H84V155H83ZM86 157V156H85ZM113 157H115V156H113ZM119 157H118V159H117V161L118 160H120L119 159ZM135 157V156H134ZM144 157V156H143ZM147 157V156H146ZM234 157V156H233ZM238 157V156H237ZM82 158V157H81ZM110 158V157H109ZM116 158V157H115ZM124 158H126V156H123V160H125ZM128 158V157H127ZM138 158H142L141 157V155L138 157ZM138 158H136V159H138ZM149 158H151V157H149ZM154 158V157H153ZM159 158H160V156H159ZM163 158H164V156H163ZM38 159V158H37ZM86 158H84V159H82V161L83 160H85ZM89 159V158H88ZM91 159H93V158H91ZM107 159V158H106ZM112 160L114 159V158H111ZM121 159V160H122ZM129 159V158H128ZM133 160V161H136V163H137V160ZM240 159V158H239ZM31 160V159H30ZM90 160V159H89ZM88 160V161H89ZM95 160V159H94ZM112 160H110L111 162H114L116 159H114V161H112ZM122 160V161H123ZM152 160V159H151ZM163 160V159H162ZM166 160H164L163 162L165 163L166 162ZM87 161V162H88ZM92 161V160H91ZM90 161V162H91ZM116 161V163H118ZM133 161L131 162H129L130 163V165H133L132 163H133ZM142 161H143V159H142ZM142 161H140V162H142ZM71 162V161H70ZM90 162H88L89 164H90ZM138 162H139V160H138ZM162 162V161H161ZM115 163V162H114ZM144 163V162H143ZM143 163H139L140 164V166H142V164ZM84 164H86L85 162H84ZM88 164V165H89ZM91 164H92V162H91ZM90 164V165H91ZM138 164V163H137ZM147 164H148V162H147ZM150 164V163H149ZM162 164V163H161ZM178 164V163H177ZM87 165V164H86ZM146 165V164H145ZM175 165V164H174ZM194 165V164H193ZM12 166V165H11ZM46 166V165H45ZM94 166H97V165H95L94 164ZM99 166V165H98ZM97 166V167H98ZM133 166H135V164L133 165ZM140 166H139V168H140ZM152 166V165H151ZM167 166V165H166ZM165 166V167H166ZM243 166V165H242ZM242 166H240V167H242ZM4 167V166H3ZM13 167V166H12ZM14 167V168H15ZM30 167V166H29ZM87 167V166H86ZM92 167V166H91ZM90 167V168H91ZM122 167V166H121ZM153 167H152V170H153ZM163 167V166H162ZM161 166H160V168H162ZM164 167V168H165ZM49 168V167H48ZM94 168V167H93ZM96 168V167H95ZM146 168V167H145ZM186 168V167H185ZM12 169V168H11ZM35 169V168H34ZM77 169V168H76ZM84 169V168H83ZM92 169V168H91ZM97 169V168H96ZM102 169H104V168H102ZM85 171H86V169H84ZM142 170H146V169H141V171ZM160 170V169H159ZM165 170V169H164ZM163 170V171H164ZM207 170V169H206ZM207 170V171H208ZM9 171V170H8ZM29 171H31V173H30V179L32 180V181H34L35 180V178L36 177H34V176H36L35 174L37 173V171L36 170H29ZM92 170H90V172H91ZM97 171V170H96ZM105 171V170H104ZM132 171V170H131ZM135 171H137L138 172V169L136 170L135 169ZM162 171V170H161ZM160 171V172H161ZM212 171V170H211ZM241 171V170H240ZM239 171V172H240ZM84 172V171H83ZM83 172H81V173H83ZM87 172V171H86ZM90 172H87V173H90ZM144 172V171H143ZM152 172V171H151ZM154 172V171H153ZM152 172V173H153ZM159 172V171H158ZM215 172H213L214 174H215ZM216 172V173H217ZM242 172H243V170H242ZM47 173V172H46ZM45 173V174H46ZM94 173H95V171H94ZM94 173H92V174H94ZM99 173H100V171H99ZM140 173H142V172H139L138 174H140ZM206 173V172H205ZM209 173V172H208ZM234 173V172H233ZM97 174V173H96ZM105 174V173H104ZM153 174H155V173H153ZM152 174V175H153ZM157 174V173H156ZM159 174V173H158ZM162 174V173H161ZM160 174V176H162ZM201 174L203 175V173H202V171H201ZM238 174V173H237ZM237 174H234V175H237ZM256 174V173H255ZM15 175V174H14ZM28 175H29V173H28ZM38 175V174H37ZM40 175V174H39ZM44 175V174H43ZM59 175V174H58ZM84 175H86V174H84ZM87 175H90V174H87ZM147 175V174H146ZM164 175V174H163ZM217 175V174H216ZM215 175V176H216ZM41 176V175H40ZM45 176V175H44ZM65 176H66V174H65ZM64 176V177H65ZM104 176V175H103ZM142 176V175H141ZM154 176H156V175H153V178H154ZM160 176H158V177H160ZM167 176V175H166ZM206 176V175H205ZM209 176H210V174H209ZM209 176H208V178H209ZM212 176V175H211ZM233 176V175H232ZM15 177V176H14ZM39 177V176H38ZM47 177H48V175H47ZM63 177V176H62ZM93 177V176H92ZM111 177V176H110ZM158 177L156 178V179H158ZM203 177V176H202ZM212 177H214V176H212ZM45 178V177H44ZM66 178V182H67V179H68V176L67 177H65ZM64 178V179H65ZM100 180H101V178H100V176L98 177ZM107 178V177H106ZM105 178V179H106ZM114 178H116V177H114ZM113 178V179H114ZM163 178V177H162ZM206 178H207V176H206ZM228 178V177H227ZM231 178V177H230ZM64 179H61V181L63 180L64 181ZM70 179V178H69ZM68 179V180H69ZM87 179V178H86ZM111 179V178H110ZM135 179V180H136ZM161 177L158 179V181L159 182H161ZM203 179H205L204 177H203ZM211 179H213V178H211ZM254 179H255V181H257L258 179H264V173H262L260 176H259V174H257V175H255L254 176ZM28 180V179H27ZM41 180V179H40ZM45 180V179H44ZM47 180H48V178H47ZM89 180V179H88ZM88 180H86V181H88ZM91 180H92V178H91ZM93 180H94V178H93ZM92 180V181H93ZM112 180V179H111ZM132 180V179H131ZM152 180V179H151ZM207 180V179H206ZM215 180V179H214ZM220 180H221V178H220ZM228 180V179H227ZM227 180H225L226 182H228ZM54 181V180H53ZM91 181V182H92ZM148 181V180H147ZM153 181V180H152ZM157 181V180H156ZM157 181V182H158ZM164 181H166V180H164ZM224 181V180H223ZM24 182H27V181H24ZM90 182V183H91ZM101 182V181H100ZM102 182H104L103 180H102ZM124 182V181H123ZM154 182V181H153ZM157 182L155 183V184H157ZM201 182V181H200ZM202 182H204V181H202ZM219 182V181H218ZM53 183V182H52ZM63 183V182H62ZM87 183V182H86ZM90 183H88V184H90ZM99 183V182H98ZM98 183H97V185H98ZM108 183H109V181H108ZM188 183H190V184H188ZM206 183H209V182H207L206 181ZM206 183H205V185H206ZM228 183H231V182H228ZM32 184V183H31ZM68 184V183H67ZM159 184V183H158ZM161 184V183H160ZM164 184H165V182H164ZM201 184V183H200ZM200 184H198L199 186H200ZM203 184V183H202ZM201 184V185H202ZM255 184H257V183H255ZM264 183H261V184H259V185H256L255 187H254V189L252 190V192L249 194V198H250V201L251 200H253L254 202H255V206H257V207H260V208H262V209H264V185H263ZM53 185V184H52ZM59 185V184H58ZM63 185H65V184H63ZM62 185V186H63ZM94 186H95V184H93ZM121 185V184H120ZM163 185V184H162ZM187 185H190L191 187L190 188H187ZM207 185H210V183L209 184H207ZM94 186H92L91 185V187L90 188H92V187H94ZM158 186H160V185H158ZM164 186V185H163ZM213 186V185H212ZM53 187V186H52ZM96 187V186H95ZM100 187V186H99ZM114 187H115V184H114ZM135 187V186H134ZM140 187V188H141ZM166 187V186H165ZM189 187V186H188ZM198 187V186H197ZM211 187V186H210ZM216 187V186H215ZM35 188V187H34ZM66 188V187H65ZM64 188V189H65ZM101 188V187H100ZM106 188H107V183H106ZM109 188V187H108ZM199 188V191H200V187H198ZM204 188V187H203ZM207 188H208V186H207ZM229 188H231V187H229ZM58 189H59V187H58ZM86 189V188H85ZM85 189H81L82 191H84ZM97 189V188H96ZM119 189V188H118ZM165 189V188H164ZM211 188H209V190H210ZM66 190V189H65ZM76 190H77V188H76ZM93 190H94V188H93ZM98 190V189H97ZM142 190V189H141ZM207 190V189H206ZM229 190V189H228ZM231 190H233V189H231ZM47 191V190H46ZM54 191V189L52 190V192ZM61 191H62V189H61ZM78 191V190H77ZM88 190L86 189V192H87ZM102 191V190H101ZM113 191V190H112ZM114 191H116L115 189H114ZM118 192H119V190H117ZM127 191V190H126ZM202 191V190H201ZM204 191V190H203ZM50 192V191H49ZM55 193H56V195H57V192L56 191H54ZM85 192V191H84ZM89 192H90V189H89ZM96 192V191H95ZM117 192V193H118ZM121 192V191H120ZM119 192V194L118 195H120L121 193ZM189 192H193V194L194 195H192V194H190ZM229 192V191H228ZM51 193V192H50ZM49 193V194H50ZM58 193H61V192H59L58 191ZM62 193H63V191H62ZM91 193V192H90ZM94 193V192H93ZM93 193H91L92 195H94L95 196V194H93ZM99 193V192H98ZM112 193V192H111ZM167 193V192H166ZM198 193H200V192H198ZM197 193V194H198ZM12 194V195H11ZM54 194V193H53ZM52 194V195H53ZM86 195L88 194V192L87 193H85ZM112 194H116V192L115 193H112ZM224 194H225V192H224ZM228 194V193H227ZM79 195V194H78ZM82 195V194H81ZM90 195V194H89ZM122 195V194H121ZM205 194H204V192L202 193V197L204 196ZM7 196V195H6ZM17 196V195H16ZM55 196V195H54ZM84 196V195H83ZM114 196V195H113ZM115 197H117L118 198V196H115ZM114 197V198H115ZM141 197V196H140ZM225 197V196H224ZM59 198H61V197H59ZM71 198V197H70ZM88 198V196H86V199L85 200H88L89 202H90V198L89 199H87ZM117 198H115V199H117ZM58 199V197L56 198V200L55 201H58L57 200ZM67 199V198H66ZM74 199V198H73ZM113 199V198H112ZM115 199L114 200H112V201H114V203H115ZM125 199V198H124ZM159 199L161 200V201H159ZM192 199V200H193ZM52 200V199H51ZM84 200V199H83ZM84 200V201H85ZM118 200V199H117ZM200 200V199H199ZM0 201L2 202L3 200H2V198H1V196H0ZM47 201V200H46ZM54 201V200H53ZM53 201H51L52 203H54ZM60 201V200H59ZM58 201V203L60 204L61 203V201L59 202ZM63 201L65 202L66 200H62V203H63ZM71 202H72V200H70ZM75 201V200H74ZM67 202V201H66ZM77 202H78V200H77ZM100 202V201H99ZM111 201H109V203H110ZM166 203H168V201H165ZM164 202V203H165ZM177 202H182V203H178L177 204ZM48 202H46V204H47ZM57 203V204H58ZM73 203V202H72ZM102 201H101V204L100 203H98V204H100V205H98V204H96V205H98V207H96V210H97V214H98V211H103V210H115V213H116V210L118 211V209H120L119 207H121V206H119V207H117L118 205H119V201H118V205L116 206V205H108L107 203V205L105 206L104 204H105V202L103 203V205H102ZM130 203V202H129ZM145 203V202H144ZM195 203V202H194ZM193 203V204H194ZM202 203V202H201ZM37 204H39V203H37ZM56 204V203H55ZM78 204V203H77ZM88 205L90 204V203H87ZM113 204V203H112ZM116 204H117V202H116ZM162 204V203H161ZM184 204H185V202H184ZM198 204H200L199 202H198ZM51 205V204H50ZM68 205L69 204H67V203H63L62 204V206H63V209H65V208H67L68 207ZM70 205H73V206H71V207H74L75 205L74 204H71L70 203ZM69 205V206H70ZM87 205V206H88ZM166 205V204H165ZM168 205V204H167ZM188 205V204H187ZM192 205V204H191ZM190 204H189V206H191ZM197 205V204H196ZM40 206V205H39ZM61 206V205H60ZM85 206V205H84ZM83 206V207H84ZM90 206V205H89ZM89 206H88V208H89ZM160 206H161V208H160ZM199 206H201V204L199 205ZM57 207H59V206H57L56 205V208ZM70 207V208H71ZM92 207V206H91ZM133 207V206H132ZM168 207V206H167ZM182 207H183V205H182ZM194 208H195V206H193ZM36 208V207H35ZM61 208V207H60ZM70 208H68V209H70ZM80 208V207H79ZM196 208H198V206H196ZM202 208V207H201ZM259 208V209H260ZM62 209V208H61ZM90 209V208H89ZM165 209V208H164ZM170 209V208H169ZM168 208H167V210H169ZM190 209V208H189ZM188 209V210H189ZM200 209V208H199ZM88 210V209H87ZM95 210V211H96ZM111 210H110V213H111ZM121 210V209H120ZM119 210V211H120ZM166 210V209H165ZM166 210V211H167ZM170 210V211H171ZM60 211V210H59ZM93 211V210H92ZM178 211V212H177ZM195 211H197V209L195 210ZM200 211V210H199ZM209 211V210H208ZM68 212H69V210H68ZM89 212H91L90 210L88 211V213ZM106 212H108V211H106ZM165 212V211H164ZM200 212H202L201 214H203V211H200ZM64 213V212H63ZM80 213V212H79ZM86 213H87V211H86ZM109 213V212H108ZM172 214H174L173 212H171ZM170 212H169V216H170V214H171ZM181 213V212H180ZM185 213V212H184ZM193 213H194V211H193ZM196 213V212H195ZM194 213V214H195ZM96 213H94V215H95ZM99 214H101L102 215V213H99ZM118 214V212L116 213V214H114V215H117ZM164 214V213H163ZM162 214V215H163ZM193 214V215H194ZM197 214H198V211H197ZM200 214V215H201ZM85 215V214H84ZM91 215V214H90ZM113 215V216H114ZM120 215V214H119ZM165 215V214H164ZM167 215V214H166ZM165 215V216H166ZM199 215V216H200ZM86 216V215H85ZM93 216V215H92ZM91 216V217H92ZM96 216V215H95ZM98 216V215H97ZM96 216V217H97ZM111 217H112V215H110ZM118 216V215H117ZM168 216V215H167ZM176 216V215H175ZM174 216V217H175ZM198 216V215H197ZM198 216V218H200ZM204 216V215H203ZM80 217H82V216H80ZM87 217H88V215H87ZM163 217V218H162ZM194 217H196L195 215H194ZM66 218V217H65ZM77 218H79V217H75V222H76V219ZM85 218V217H84ZM83 218V219H84ZM94 218V217H93ZM114 218V217H113ZM171 218V217H170ZM197 218V219H198ZM204 218V217H203ZM80 219V218H79ZM78 219V220H79ZM82 219V220H83ZM90 219V218H89ZM95 219V218H94ZM207 219V218H206ZM78 220H77V222H78ZM88 220V219H87ZM93 220V219H92ZM91 220V221H92ZM98 219H96V221H97ZM110 220V219H109ZM174 220H177L176 218L174 219ZM186 220H188V219H186ZM194 221H195V219H193ZM74 221V220H73ZM94 221V220H93ZM101 221H102V219H101ZM144 221V220H143ZM192 221V220H191ZM194 221H192V223H194ZM80 222V221H79ZM85 222H87L86 220H85ZM106 222V221H105ZM111 222V221H110ZM113 222V221H112ZM145 222V221H144ZM189 222V221H188ZM196 222V221H195ZM83 223V222H82ZM81 223V224H82ZM94 223H96V222H94ZM98 223H99V220H98ZM121 223V222H120ZM119 223V224H120ZM76 224V223H75ZM78 224V223H77ZM76 224V225H77ZM89 224H92V222L90 223V222H88V225ZM100 224H102L101 222H100ZM118 224V225H119ZM124 224V223H123ZM139 224V223H138ZM59 225V224H58ZM79 225V224H78ZM133 225V224H132ZM193 225V224H192ZM194 225H196V224H194ZM64 226V225H63ZM73 226V225H72ZM86 227H88L87 225H85ZM92 226V225H91ZM96 226H98V224L96 225ZM102 226V225H101ZM101 226H99V227H101ZM115 226V225H114ZM140 226V225H139ZM189 226H191V225H189ZM81 227V226H80ZM85 227V228H86ZM89 227H90V225H89ZM98 227V228H99ZM102 227H104V225L102 226ZM101 227V228H102ZM135 227L137 228V224L135 225ZM166 227H167V229H166ZM6 228V227H5ZM33 228V227H32ZM75 228H77V226L75 227ZM82 228V227H81ZM83 228H84V226H83ZM188 228V229H187ZM191 228H192V226H191ZM95 229V228H94ZM100 229V228H99ZM106 229V228H105ZM166 229V230H165ZM193 229H195V227L193 228ZM211 229V228H210ZM70 230V229H69ZM77 230V229H76ZM98 230V229H97ZM104 230V229H103ZM141 230V229H140ZM144 230V231H145ZM19 231V230H18ZM78 231V230H77ZM85 231V230H84ZM88 231V230H87ZM99 231H101V230H99ZM98 231V232H99ZM191 231V230H190ZM57 232V231H56ZM76 232V231H75ZM79 232V231H78ZM92 232V231H91ZM96 232V231H95ZM98 232H97V234L96 233H94V234H96V235H93L92 233V235L93 236H97L98 235ZM103 232H106V231H103ZM143 232V231H142ZM196 232H198V230L196 231ZM15 233V232H14ZM13 233V234H14ZM30 233H33V231L31 230L30 231ZM102 233V232H101ZM101 233H99V235L101 234ZM110 233V232H109ZM23 234V233H22ZM104 234V233H103ZM117 234V233H116ZM144 234V235H145ZM190 234V232H188V235ZM193 234V233H192ZM191 234V235H192ZM198 233H196V235H197ZM5 235V234H4ZM77 235H79V234H77ZM82 235H83V233H82ZM85 235V234H84ZM86 235H87V233H86ZM98 235V236H99ZM115 235V234H114ZM113 235V232H112V234L111 235H109V236H114ZM124 235V234H123ZM195 235V234H194ZM200 235V234H199ZM11 236H13V235H11ZM10 236V237H11ZM73 236V235H72ZM97 236V237H98ZM105 236V235H104ZM125 236V235H124ZM3 237V236H2ZM6 237H8V235L6 236ZM6 237H4L5 239H7ZM17 237L18 238H22L21 239V241H22V243H23V237H24V235H21V233H17ZM16 237V238H17ZM31 237V239L30 240H32V253H31V258L34 260V262L35 261H37L36 259H35V256L36 255H38V258L39 257H42V252H41V250H39L40 248H39V246H38V241L35 239V237H34V233H33V235L32 236H30ZM62 237H64V236H62ZM80 237V236H79ZM84 237V236H83ZM87 237H88V235H87ZM94 237V238H95ZM96 237V238H97ZM107 237V234H106V236H105V238ZM118 237V236H117ZM120 237H122L121 235H120ZM126 239H128V237L129 236H127V234H126ZM135 237V236H134ZM17 238V239H18ZM24 238H26V237H24ZM65 238V237H64ZM77 238V237H76ZM90 238V237H89ZM100 238H101V235H100ZM104 238V239H105ZM109 238V237H108ZM111 238V237H110ZM114 238V237H113ZM116 238V237H115ZM123 238H125V237H123ZM122 238V239H123ZM131 238V237H130ZM130 238H129V240H130ZM139 238V237H138ZM142 238H140V239H142ZM195 238H197V236L195 237ZM194 238V239H195ZM199 238V237H198ZM198 238H197V240H198ZM1 239V238H0ZM3 239V238H2ZM4 239V240H5ZM8 239H9V237H8ZM73 240L75 239V238H72ZM71 238L69 239V240H72ZM84 239V238H83ZM92 239L93 238H91V241H90V239H89V241L90 242H92ZM135 239V238H134ZM3 240V241H4ZM11 240V239H10ZM13 241H14V239H12ZM11 240V241H12ZM76 240V239H75ZM74 240V241H75ZM85 240V239H84ZM103 240V239H102ZM119 240H121V239H119ZM124 240V239H123ZM136 240V239H135ZM138 240V239H137ZM196 240V241H197ZM7 242H4V247H6V246H10V241L9 240H6ZM8 241H9V243H8ZM62 241V240H61ZM66 242L65 243H67V240H65ZM88 241V242H89ZM104 241V240H103ZM106 241H108V240H105V242ZM109 241H110V239H109ZM116 241H117V238H116ZM115 241V242H116ZM122 241V240H121ZM19 242H20V240H19ZM29 242V241H28ZM31 242V241H30ZM63 242V241H62ZM70 242V241H69ZM76 242V241H75ZM77 242H81V241H79V239H77ZM76 242V243H77ZM83 242V241H82ZM102 242V241H101ZM113 242V241H112ZM120 242V241H119ZM132 242V241H131ZM130 242V243H131ZM137 242V241H136ZM198 242V241H197ZM12 243V242H11ZM17 243V242H16ZM64 243V244H65ZM71 243H73V242H71ZM87 243V242H86ZM95 243V242H94ZM99 243H100V241H99ZM98 243V244H99ZM104 243V242H103ZM110 243V242H109ZM125 243V242H124ZM127 243V242H126ZM125 243V244H126ZM199 243V242H198ZM13 244H15V243H13ZM19 244V243H18ZM21 244V243H20ZM25 244H27L28 245V243L26 242ZM63 244V243H62ZM63 244V245H64ZM69 244V243H68ZM75 244V243H74ZM108 244V243H107ZM107 244H103V245H107ZM138 243H136V245H137ZM141 244V243H140ZM0 245L1 246H3L1 243H0ZM40 245V244H39ZM73 245V244H72ZM76 245V244H75ZM89 245H91L92 246V244H90L89 243ZM100 245H101V243H100ZM122 245V244H121ZM127 245V244H126ZM125 245V247H123L122 248V256H124L123 255V250H125V251H129L130 252V254L132 255L131 257H132V259H133V256H134V254L136 253H140L141 251H140V249H142V248H140L138 245H137V247H139V248H136V246H135V248H131V249H128L127 248V246ZM0 246V247H1ZM11 246H14V245H11ZM21 246V245H20ZM23 246H24V244H23ZM66 246V245H65ZM74 246V245H73ZM76 246H79V244L78 245H76ZM82 245H80V247H81ZM88 246V245H87ZM108 246H109V244H108ZM107 246V247H108ZM112 246H117V245H112ZM130 246H132L131 244H130ZM145 246V245H144ZM31 247V246H30ZM62 247V246H61ZM61 247H59L60 249H61ZM67 247V246H66ZM69 247V246H68ZM70 247H72V246H70ZM69 247V248H70ZM79 247V248H80ZM83 247V246H82ZM85 247V246H84ZM98 247H100V246H98ZM120 246H118V249L120 250V248H119ZM3 248V247H2ZM10 248V247H9ZM14 248V247H13ZM56 248V247H55ZM64 248V247H63ZM75 248V247H74ZM78 248V247H77ZM87 248V247H86ZM102 248V247H101ZM110 248V247H109ZM112 248H114V247H112ZM116 248V247H115ZM66 249V248H65ZM64 249V250H65ZM97 249V248H96ZM117 249V250H118ZM212 250H214V247L213 248H211ZM218 249V248H217ZM1 250V249H0ZM6 251L7 249L5 248V249H3V251ZM10 250V249H9ZM58 250V249H57ZM62 250V249H61ZM64 250H63V252H64ZM74 250V249H73ZM75 250H76V248H75ZM81 250H82V248H81ZM80 250V251H81ZM84 251H85V249H83ZM83 250L81 251V257H80V254H79V256H76L75 254H74V256H76V257H71L72 259L73 258H84V255H85V253L83 252ZM88 250V248L86 249V251ZM92 251H93V248L91 249ZM109 250V249H108ZM106 248H103V249H101V250H99L97 253H92L93 255L91 256L92 257V261H90V263L89 264H116V254L115 255H112L111 253H109L110 251H108ZM111 250H116V249H111ZM200 250H201V248H200ZM2 251V250H1ZM14 251H15V249H14ZM59 251V250H58ZM57 251V252H58ZM66 251V250H65ZM121 251L119 252V253H121ZM216 251V250H215ZM67 252V251H66ZM74 252V251H73ZM72 252V253H73ZM94 252V251H93ZM191 253L190 255V259L188 260V261H185L187 258V255H188V253ZM200 252V251H199ZM40 253H41V256H40ZM59 253V252H58ZM57 253V254H58ZM70 253V252H69ZM89 253V252H88ZM117 253V252H116ZM127 253V252H126ZM215 252H213V254H214ZM17 255H18V253H16ZM143 254V253H142ZM200 254V253H199ZM199 254H198V256H199ZM203 254V253H202ZM202 254H200V256L199 257H201L202 256ZM212 253H210V255H211ZM212 254V255H213ZM3 253H1L0 252V264H7V262L4 260V258H3ZM19 255H22V254H19ZM46 255V254H45ZM51 255H53V254H51ZM50 255V256H51ZM56 255V254H55ZM72 255V254H71ZM120 255V256H121ZM126 256L127 255H129V254H125ZM154 255V256H153ZM208 255V254H207ZM211 255V256H212ZM50 256H49V261H50ZM68 256V255H67ZM86 256H87V254H86ZM85 256V258H87ZM142 256V255H141ZM197 255L194 257V258H196V257H198ZM205 256V255H204ZM203 256V257H204ZM210 256V257H211ZM52 257V256H51ZM53 257H54V255H53ZM52 257V258H53ZM56 257V258H55ZM54 258H55V263L57 262V264H63L64 262H65V260H67L66 259V255L64 254V253H59V256L57 257V256H55ZM69 257V256H68ZM125 257V256H124ZM123 257V258H124ZM130 256L127 258V257H125V258H127V261H128V259L129 258H131ZM138 257V256H137ZM140 257V256H139ZM208 257V256H207ZM214 257H215V255H214ZM217 257V256H216ZM227 257V256H226ZM15 258V257H14ZM119 258V257H118ZM141 258V257H140ZM202 258V257H201ZM201 258H199V259H201ZM206 258V257H205ZM19 259H20V256H19ZM24 260V258H23V256H22V258H21V260ZM42 259V258H41ZM39 260V261H37V263L36 264H42V260ZM48 259V258H47ZM87 259H89V258H87ZM121 259V258H120ZM154 259H156L155 261H154ZM199 259H198V261H197V263L199 262ZM203 259V258H202ZM208 259H210V258H208ZM211 259H213V258H211ZM52 260V259H51ZM70 261H71V259H69ZM82 261H83V259H81ZM90 260V259H89ZM89 260H87L86 262H88ZM195 260H197V259H195ZM195 260H193V262L195 261ZM213 260H215V258L213 259ZM16 261H17V258H16ZM19 261V260H18ZM78 261V260H77ZM127 261H124V262H127ZM134 261V262H135ZM204 262H205V260H203ZM202 261V262H203ZM211 261V260H210ZM44 262V261H43ZM68 262V261H67ZM72 262V261H71ZM79 262V261H78ZM121 261H119V263H120ZM133 262V261H132ZM131 262V263H132ZM214 261H212V263H213ZM216 262V261H215ZM18 264H19V262H17ZM16 263V264H17ZM50 263H51V261H50ZM77 263V262H76ZM76 263H74V264H76ZM128 263H130V262H128ZM195 263V262H194ZM197 263H195V264H197ZM200 263H201V260H200ZM199 263V264H200ZM208 263V262H207ZM211 263V264H212ZM20 264H22L21 262H20ZM35 264V263H34ZM53 264H54V261H53ZM65 264V263H64ZM80 264V263H79ZM84 264V263H83ZM118 264V263H117ZM188 264H190V262L188 263ZM192 264V263H191ZM202 264H204V263H202ZM206 264V263H205ZM215 264V263H214Z\"/></svg>",
    "mask_w": 264,
    "mask_h": 264
},
{
    "label": "flooded vegetation",
    "instance_id": "obj_3",
    "mask_svg": "<svg viewBox=\"0 0 264 264\" xmlns=\"http://www.w3.org/2000/svg\"><path fill=\"white\" fill-rule=\"evenodd\" d=\"M242 1H243L244 5H243ZM242 1L240 2V0H239V1H238V0H237V1H236V0H232V2L235 3V5L232 3V4H233V6H232V5H231V0H229L230 5L232 6V7H231V6H230V7H231V8H233L234 6L236 7V8L234 9V11H233V9L231 10V8H230V10H231L232 12H234V13H233L234 15H236V14H239V15H240V13L243 12V11H244L243 9H245L246 7H247V8L245 9L244 12L246 13V11H249L250 5L248 6V4H249V2H247L248 0H242ZM236 2H237L238 4L240 3V5H243L245 8H244L243 6H240V5L236 4ZM245 2H246V4H245ZM247 3H248V4H247ZM236 5H237V6H236ZM245 5H246V6H245ZM238 6H239V7H242L243 9H242V8L239 9ZM237 7H238L239 10H237ZM247 9H248V10H247ZM242 10H243V11H242ZM239 11H240V12H239ZM244 12H243V16H244V14H245ZM241 15H242V13H241ZM235 21H236V23H237V25H238V20L236 19ZM255 21H257V20H255ZM212 37L215 38L214 36H212ZM260 39H261V41H260ZM258 40H259L260 42L257 41V39H256V40L254 41V43H249L248 45H245V46H244L245 49H244L243 45H241V47H243V49H242L240 46H238V47L236 46V47H237L238 49H241L242 51H243V50H246V48L248 47L247 50H249V51L246 50L245 53L248 52V53H250V54H253L254 51H255V53H257V54L254 53V55H259V54H261V53L264 51V49H262V48H264V45H262L264 42L262 41V38H258ZM215 41H216V40H215ZM215 41H213V43H214ZM217 41H218V40H217ZM218 42H219V41H218ZM255 42H256V43L259 42V43H258V44H255ZM213 43L211 44V47H212L214 50H215V48L218 47L216 52H219V53H218L219 55H220V53L223 52V55H226V54H227V55L229 56V54H230L229 52L231 51V49H230V51H229V50H228L229 48H227V47L224 48V46H222L223 49H222L221 47L219 48V46L222 45L220 42H219V43H217V42L214 43V44H216V43L218 44V45L216 44L217 47H216ZM260 43H261V44H260ZM219 44H220V45H219ZM250 44H252V45H251L252 48H251V47L249 48V45H250ZM259 44H260V45H259ZM256 45H258V47H260L262 50H261L260 48H258ZM261 45H262V46H261ZM213 46H214V47H213ZM246 46H247V47H246ZM253 46L256 47V48L254 49ZM237 48H236V49H237ZM218 49H219V50H218ZM220 49H221L222 51H221ZM224 49H226V50H225L226 52L224 51ZM259 49H260L262 52H261V51H260V52H256V51H258ZM252 50H254V51L252 52ZM224 52H225L226 54H224ZM227 52H228V53H227ZM251 52H252V53H251ZM248 53H247V54H248ZM221 55H222V54H221ZM223 55H222V56H223Z\"/></svg>",
    "mask_w": 264,
    "mask_h": 264
}]
</instances>
